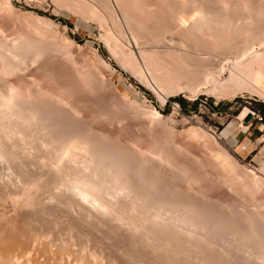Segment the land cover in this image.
I'll return each mask as SVG.
<instances>
[{
  "label": "rangeland",
  "instance_id": "obj_1",
  "mask_svg": "<svg viewBox=\"0 0 264 264\" xmlns=\"http://www.w3.org/2000/svg\"><path fill=\"white\" fill-rule=\"evenodd\" d=\"M190 1H192V3H194V4H192ZM236 1L237 0H223V1L222 0H210V1L209 0H188V1L187 0H163V1L162 0H72V1L71 0H0V29H1V31H0V35H1L0 36V45H1L0 46V49H1L0 50L1 51L0 52L1 53V55H0V71H1L0 72V81L3 80L0 82V95L2 96V97H0V101L2 98H11V97L17 99L18 101L21 100V102H23L25 105V106L23 105L24 109L27 108L29 110L30 109L34 110L36 108L35 109L36 112L39 111V113H42V115L44 113V116L40 115L41 118H43L42 122L44 121L43 123H47V126L49 128H52L55 130V131H53L52 129H48V127H47V130H50L51 132L46 131V133H45V131H44V134H43L42 131L39 132L37 130L30 129V128L26 127L25 125H23L22 123L17 122L16 121L17 118L16 119L13 118V120L12 119L7 120L6 117L4 119V117H2L0 115L1 116L0 118L4 119V120H0V129L3 130V131L0 130V134H1L0 138H2V139H0V144L2 145V146L0 145V149L3 150L2 148H4L3 152H5V154H7V155H5V158H3V159L0 158L1 159L0 160V164H1L0 165V175H1L0 179L2 180V181H0V186H2L4 184V186L0 187V194H2V196L0 195V199L2 200L0 202L2 204V206L0 204V211H1V213L3 211V213L6 212L5 214H7L6 217H5V215L0 214V219H1L0 225H2V223H5L3 221H6V224L8 222L7 225H10L12 222V224L9 227H7L6 224L2 225V227L5 226L9 230H11L14 223H16V221L20 217L22 218V216H25V214L29 215V216H25L26 218L23 217L22 219H19L20 221L18 222V224H19L18 228H17V225L15 224L17 230L15 227H13V228L16 230V233H17V231H19V226H22V224H20V223H22L23 219H25V221L23 222L24 223L23 227L27 226V224H28V227L27 228L24 227L25 229L23 228V230L26 231V229H28L26 231V233H27L30 230L31 225H33V230L37 229V231H38L40 229L38 232H41V235H42L41 240L44 241L46 238V240L44 242H42L41 245L43 244L42 245V247L44 246L43 249L47 248L48 250H51L50 245H52V244L57 245L56 247L58 248V244H63L61 242L65 243L66 239L71 238V237L67 238V236L71 235L73 237V238H71V239H73V241L71 239H68L67 241L70 240L71 242H74V243H71V244H73V246H71V247H73V249H71V247L69 245L70 243H68V242H67L68 244L66 243L67 244L66 246L68 247V245H69V247H70V248L68 247V249H71V250H69L70 253L73 250L76 252V249H78L79 247L80 248L78 249L76 254H79V252L81 250L82 251L86 250V252L88 253V250H90V248L97 249V252L99 251V249H103L102 250L103 253H101L102 251L101 252L99 251V254L101 256H102V254L107 255V256L103 255L104 258L102 257V261L99 260V258H97L99 260V262L101 261L102 264L111 263L112 260L114 263H115V260L116 261L118 260L117 262L119 264H133L134 260H135L134 264H141V263L142 264H152V263L153 264H161V263L162 264H189V263L190 264L191 263L200 264V262L202 264L204 262H205L204 264H221V263L222 264H232V263L233 264H242V262L244 264H254V263L255 264H258V263L264 264V262H263L264 261V258H263L264 257V255H263L264 254V245H262V244H264V242H263L264 240L259 239L260 236L264 237V231H263L264 230V210H262V209H264V123L257 121L255 119H252L249 123L244 122L245 116L250 114V113H253V111L260 113L262 116L264 115V85H263L264 84V25H263L264 24V22H263L264 21V17H263L264 16V12H263L264 6H262L264 4V0L263 1L262 0H256V1L253 0V2H252V0L251 1L250 0H244V1L238 0L237 2ZM257 4H258V6H257ZM162 5H163V7H162ZM191 5H192V7H191ZM195 5H196V7H195ZM225 5H226V8L224 7ZM251 5H253V7ZM169 6H170V8H168ZM205 6H207L208 8ZM185 7H186V9H185ZM203 8H206V9L204 10ZM244 8H245V10H244ZM167 9H168V11H167ZM198 9H201V10H198ZM203 10H204V13H203ZM224 10H226V11L224 12ZM205 11H208V12H205ZM255 11H257V12H255ZM234 12H235V14H234ZM260 12H262V13H260ZM173 13H175V14H173ZM205 14H207L206 19L208 18V20H206L204 18L205 21H203L200 19L201 18L200 16L203 17V15L205 16ZM136 15H137V17H136ZM174 15L176 16V18ZM208 15H210V16H208ZM214 15H215V17L216 16L219 17V18L216 17L218 21L215 20L216 18H213ZM195 16H196V18H198L197 21H193L196 19ZM248 16H249V18H247ZM211 17H212V19H211ZM178 18H179V20H178ZM191 18H194V19H191ZM182 19H184L185 21ZM244 20H245V22H244ZM198 21L199 22L203 21L205 24H203V22H202V23H199L197 25V23H195V22H198ZM258 21H259V24H258ZM176 22L179 25L176 24ZM187 22H189L188 25H187ZM211 22H213V25H211L212 24ZM240 22H242L241 24L244 23V25H245V23H246L247 25L241 26ZM208 23H209V25H208ZM155 24H157V25H155ZM194 24L196 25L197 30L194 27L195 26ZM260 24L262 26H260ZM140 25H142V26H140ZM258 26H260V29H257ZM200 27H201V30H200ZM253 27L256 29L257 32L255 31V29ZM198 28H199V30H198ZM218 28H220V30ZM240 28H241V30H240ZM223 29H224V31H223ZM169 30L171 33L169 32ZM231 30H233V31H231ZM249 31L250 32L253 31V32L250 33ZM231 34H233V35L231 36ZM191 37H193V38H191ZM231 38L232 39L238 38L237 39L238 41L237 40L232 41ZM134 41L135 42L137 41V42L135 43ZM220 41L221 42L224 41V42L221 43ZM228 42H229V44H228ZM137 43H138V45H137ZM159 43H160V45H159ZM224 44H226V46L228 48L224 47L225 46ZM135 45L138 46L139 48L136 47ZM8 46H9V48H8ZM109 47H110V49H109ZM16 48H18V49H16ZM204 48H205V50H204ZM15 49H16V52H15ZM231 49H233L234 51H232ZM244 49H246V51ZM20 50H22V51L20 52ZM139 50L141 53L138 52ZM215 50L217 52H215ZM237 50L240 52H238ZM254 50H255V52H254ZM5 51H9V52H5ZM230 51H232V52H230ZM22 52H23V54H22ZM8 53L10 55H8ZM249 53H251V54H249ZM129 54H130V56H134L135 58L130 57ZM231 55H232V57H231ZM6 56H8V57H6ZM21 56H23L22 59H21ZM256 56H257V58H256ZM259 56L261 58H259ZM210 58H213V59H210ZM254 59H255V61H254ZM27 60H29V61H27ZM197 60H199V61H197ZM247 60L248 61L251 60L250 63ZM200 61H202V63ZM252 61H253L252 64L254 65V67L251 64ZM22 63L23 64L25 63L26 66L23 65ZM216 63H217V65H216ZM223 63H225V64H223ZM236 64H237L238 68L236 67ZM249 64H251V66ZM3 65H5V66H3ZM158 66H159V68H158ZM167 66H169V67H167ZM11 67H15V68H11ZM151 67H153V68H151ZM193 67H195V68H193ZM8 68H10V69H8ZM253 68L256 69V71H261L260 73H262V79H260L261 80L260 82L257 81L256 79H254L255 78L254 75H251ZM82 69H83V71H82ZM86 69L88 70V72H86L87 71ZM198 69H200V70H198ZM78 70H80V71H78ZM136 70H137V72H136ZM139 70H142V71L139 72ZM236 70H237V72H236ZM164 71H166V72H164ZM249 71H251V73ZM89 72L90 73L92 72V73L89 75ZM141 72H142V74H141ZM254 72H255V70H254ZM254 72H253V74H254ZM166 73H168L169 75ZM198 74H201V75L199 76ZM206 74H208L207 77H204V76H206ZM232 74H234V75H232ZM93 75L95 78L93 77ZM238 76H239V78H238ZM251 76H254V77H251ZM161 77L163 79H161ZM229 77L233 78L234 80L230 79ZM197 78H198V80H197ZM18 79H19V81H18ZM95 79H96V81H95ZM235 79H237L238 81H236ZM86 80L88 83L86 82ZM192 80H193V82H192ZM214 80H216V81H214ZM253 80H255V81H253ZM75 82L77 84H72ZM243 82H244V85H242ZM211 83H213V84H211ZM10 84H11V87H9ZM58 85L61 86L62 88L59 87ZM69 85H71V86H69ZM236 85H238V87ZM12 87H13V89H11ZM16 87H17V89H15ZM172 89H173V91H172ZM10 90H12L11 93L12 92H14V93L11 94ZM18 92H19V94H18ZM2 94H4V96ZM14 95H15V97H14ZM21 95H22V97H21ZM75 95H77V96H75ZM30 96H32V98ZM179 97L186 99L187 102L189 103V110L188 111H184L182 109V107L180 106L179 102L176 100ZM58 98H59V100H58ZM198 98H199L198 110L197 111L192 110L191 105ZM39 100H40V102H39ZM35 101H37V102H35ZM210 103L215 107L214 110H212L210 108ZM34 105H36V106H34ZM26 106H28V107H26ZM38 106H39V109L37 111ZM48 106H49V108H48ZM51 108H53V109H51ZM41 110H43V111H41ZM49 110L51 112H49ZM56 110H58V111L56 112ZM59 111H60V113L61 112L62 113L58 114ZM52 112H53V115L58 114L57 116L54 115L55 119L52 118L53 117ZM156 112L159 113V115ZM27 113L29 114V112H27ZM47 113H51L52 117H48V116H50V114L46 115ZM156 114L158 116H156ZM60 115L61 116L66 115L65 117L67 120L65 119L64 116H63L64 119H62L63 117L61 118ZM80 115H81V117H80ZM58 116H59V118H57ZM73 117L75 118L74 121H73ZM97 117H99V120ZM50 119H52V120H50ZM53 119L56 120L57 122L53 123ZM68 120L72 124L74 122L73 126L72 125H70V127L68 126L69 129L67 128V125L62 126L61 123H59L60 121H62V124H66L65 122H67V124H68L69 123ZM49 121L50 122L52 121V122L49 123ZM33 122H32L33 125L36 124L35 120ZM36 122H37V119H36ZM8 123L11 124L14 128H18V129L17 130L11 129L12 126L10 127V125ZM18 123H19V125H18ZM77 123L79 125L82 124L83 125V126L81 125L82 128H80L81 126L77 125ZM49 124H50V126H49ZM53 124L55 126L58 125L60 130H59L58 126H56L57 127V132H56V127L54 128ZM74 125L77 126L78 128L74 127ZM19 126H22V127H19ZM89 126H90V128H89ZM71 127L72 128L74 127L76 129H74V128L70 129ZM22 128H24V130ZM86 129H87L88 133H87ZM62 130L65 132L68 131V133H70L71 137H70V135L67 136V133L63 132ZM71 130H73V131H71ZM74 130H76L75 132L77 134L74 133ZM6 131H8V132H6ZM94 131H95V133H94ZM21 132H22V135L24 134L23 136L21 135V137L25 141L20 137ZM25 132H27V134ZM55 133H57V134H55ZM59 134H60V136H59ZM73 134H75V135L73 136ZM80 135L81 136L83 135V136L81 137ZM65 136L68 138V139L66 138L67 140L64 138ZM85 136L86 137L88 136L87 142L85 140ZM109 136H110V138H109ZM25 137H26V139H25ZM34 137H35V139H34ZM78 137L79 138L81 137L83 139L82 140L80 139L78 141L77 140V139H79ZM92 137H93V139H92ZM4 138H6V139H4ZM10 138H12V139H10ZM43 138L44 139L46 138L47 140L46 139L44 140ZM73 138L76 141H74ZM88 138H90V139H88ZM62 139H63V141H62ZM106 139H108V140H106ZM32 140L35 142H33ZM37 140L39 143L37 142ZM42 140L48 141L49 144H50V142L52 144L53 142L56 141L57 146L59 143H61V144H59V146L57 148H55L52 145H49L48 142H43ZM58 140H61V141H58ZM83 140H85V141L83 142ZM11 141L13 142L12 144H11ZM89 141H90V143L92 142L90 144L91 146L89 145ZM40 142H42V144ZM99 142L100 143L102 142V145L99 144ZM110 142H112V143H110ZM30 143L31 144L33 143L32 145H34V144L35 145L32 146ZM45 143L48 144L50 147L47 146ZM70 143H72V144L70 145ZM73 143H74V145H73ZM116 143H117V145H116ZM5 144H9V145H5ZM21 144H23V145H21ZM92 144H94V145H92ZM69 145L70 146L73 145V146L70 147ZM87 145H89V147ZM121 145L123 146L122 148L120 147ZM16 146H18V147H16ZM19 146H20V148H19ZM39 146H41V147H39ZM92 146H93V149H92ZM8 147L10 148V150H7V149H9ZM86 147H88V148H86ZM99 147H100L99 153H97ZM11 148H14V150L13 149L12 150L14 152L15 151L17 152V153L15 152L16 154L13 152L14 155H17V158H16V156L14 157V155L12 154ZM62 148H64V149H62ZM23 149H25V150H23ZM50 149H52V150H50ZM100 150L103 151L102 152L103 154L106 152L112 151V150H114V152H116V155H117V153H119V155L121 154L120 157L121 158L124 157L122 159L119 157V155L117 156V159L108 158L106 160V163L107 162H109V163L106 164V167L109 168V166H110V168H114L116 162H120L123 159L125 160V161L123 160L124 162L128 161L127 163L124 164L125 166L123 165L121 167V172L123 171V176L125 179H128V177L130 176L128 179V181H130V186L133 184L132 187L136 188L137 185L139 187V188L137 187L136 192L131 194V196H130V194H129L130 192L128 190L127 191L129 193L125 194V192H123V190L126 191V189L122 190V188L120 189V190H122V192L119 191L120 193L118 194L117 193L118 192V190H117L118 184L114 183L116 181H112V182L108 181V183H105L104 186H101L99 189H97V190H99L98 192H95L97 194L94 193L95 195H98L96 201L100 199L101 203H102V200H105L104 201L105 203H103V204H105L108 207L111 206V207H109V209L111 211L113 209H116L110 213H109V211L106 212V210H104L105 208L107 209V207H103V209L101 210L102 207L101 208H100V206L97 207L96 205H98V204L95 205L94 202H91V199L82 197V195L80 196L81 192L79 193V190L81 191L80 188H81L82 182L84 180H86V178H88V176H89L88 173H90L89 172L90 170L87 171L88 169H85L86 171L83 170V167H84L83 165H84L85 161H88V160L90 161L92 159H95V157L97 159V157H99V156L96 154H100L101 153ZM129 151L130 152L133 151L135 153L132 152V154H131ZM8 152H9V154H8ZM10 152L12 155H10ZM126 152H128L129 154ZM18 153L20 155H18ZM24 153L27 156L24 155ZM102 153H101V155H102ZM128 155L131 157H129ZM11 156L14 158V160L17 159L16 160L17 162L14 161L15 162L14 163L13 158L11 160ZM18 156H19V159L22 156L21 160L18 159ZM8 157H10V158L8 159ZM113 157L116 158L115 155ZM23 158L27 161L23 160ZM45 158L47 160H45ZM119 158H120V160H119ZM125 158H127V159H125ZM4 160H6V161H4ZM28 160H30V161L28 162ZM43 160L46 163H44ZM159 160H162L163 162L162 161L158 162ZM19 161L20 162L23 161L22 163H25V164L23 165ZM39 161H41V163L43 165L41 163H39ZM150 161H152V162H150ZM1 162L4 164L6 163L7 166H6V164L5 165L3 164L4 165L3 166ZM49 163H50V165L53 164V166L52 165L50 166ZM112 163L113 164L115 163V164L112 165ZM33 164H34V167H33L34 169L32 168ZM44 164H45V166H44ZM128 164L130 165V168H128L129 167ZM132 164H134V165H132ZM139 164H140V166H139ZM11 165H12V167L10 168L9 166H11ZM22 165H23V167H22ZM172 165H175V166H172ZM18 166H21V167L19 168ZM46 166H48V167L46 168ZM79 166H80V168H79ZM148 166H149V168H148ZM158 166H161V168H159ZM3 167L4 168L6 167V168L2 169ZM57 167H62V168H57ZM73 167H75V168H73ZM21 168H25V169H21ZM35 168H37V169H35ZM127 168H128V170L130 169L129 172L127 171ZM138 168L140 170H144L146 172V175L143 174V173H145L144 171L139 172ZM163 168H165L166 171ZM9 169H10L11 173L9 172ZM52 169L54 171H52ZM131 169L132 170L136 169V170H134V172H132ZM159 169H161L163 171H160ZM11 170H14L13 173L16 171V173L12 175ZM23 170L26 171L25 174H24ZM170 170H171V173H169ZM4 171H6V172L8 171V175H9L10 179H9L8 175H6L7 173L4 174ZM30 171H32V172H30ZM43 171L45 173H43ZM135 171L139 175H136L137 173H135ZM149 171H151V172H149ZM127 172H128V174H127ZM163 172H164V174H163ZM17 173H19V175ZM47 173L49 176L47 175ZM80 173H81V176H80ZM133 173H135V174H133ZM167 173H168V175H167ZM45 174L47 177L45 176ZM55 174L57 177H55ZM170 174H172V175L170 176ZM10 175H12V176H10ZM14 175H15V177H14ZM22 175H23V177H22ZM24 175L26 176V179L24 178ZM33 175H35L34 179L32 177ZM40 175H41V177H44V178L42 179L41 177H39ZM140 175H143V176H140ZM160 175H162L161 179H160ZM6 176H7V179H6ZM37 176H38V179H37ZM16 177L19 180L18 181L16 179L18 182L15 180ZM63 177H65V178L63 179ZM145 177H146V180L144 179ZM2 178H4V179H2ZM39 178L43 182L41 180H39ZM124 178L122 177V179H124ZM135 178H137V179H135ZM163 178H164V181H162ZM251 178H252V180H251ZM5 179H6V182H8L7 185H5L6 184ZM55 179H57V180H55ZM82 179H84V180H82ZM131 179H132V181H131ZM11 180L16 181V183L15 182L11 183L12 182ZM24 180L25 181L28 180V181L25 183ZM63 180H64V182H63ZM92 180H93V182L100 184L99 178L96 177ZM255 180H256V182H255ZM32 181H33V186H32L33 190H34V187H36V183L40 182V183H37V184H39L40 187H38V188L36 187V189H35V191L38 190L37 193L39 192L40 188L42 189V187H45V186L47 188L48 184H50V187L52 184H55V185H52L53 188L51 187V190H50L49 186H48V189L44 188L48 193H44L46 191L43 189L44 194H42V193L40 194V192H39L38 196H36L37 193L35 192L36 193L35 199H37V202H35V205H33L31 208L25 207V208H28L27 210H29V211H27L23 207L20 209L17 208V206H16L17 201L15 202V200H19V198L22 195L21 194L22 190L27 187L26 186L27 184L29 185L31 183V185H32ZM35 181H37V182L34 183ZM48 181H49V183H48ZM55 181H56V183H58V185L56 183H54ZM146 181H148V182H146ZM1 182H3V184ZM59 182H61L60 185H59ZM78 182L80 183V185H78L79 184ZM132 182H134V183H132ZM17 183H19V184H17ZM112 183L116 187L111 185ZM142 183H144L145 185L143 186ZM12 184H14V185H12ZM44 184H45V186H44ZM176 184H179V185H176ZM15 185L18 187V189L20 187L19 185L22 186L21 188L24 187L21 190V193H19L20 190L16 189L18 191L17 192L15 190V187L13 188V186H15ZM148 185H149V188H148ZM55 186H57V188ZM145 186H146V188H144ZM28 187H31V186H28ZM28 187L26 188L27 191L29 190ZM61 187H63V188H61ZM68 187H70V188H68ZM105 187H106V189H105ZM165 187H167V188H165ZM151 188H153L152 192H150L152 190ZM164 188H165V190H164ZM171 188H172V190H169ZM7 189L11 193H8ZM138 189L142 193L139 192ZM147 189H149V190H147ZM155 189H156V191H155ZM173 190H175V191H173ZM51 191H53V193ZM54 191H56V192L54 193ZM100 191H103V192H100ZM104 191H105V193H104ZM143 191H144V194H143ZM164 191H166V192L164 193ZM185 191H187V192H185ZM23 192L25 194L24 190H23ZM71 192H73V193H71ZM147 192H148V194H151V195L153 194V196L150 197V196L146 195ZM188 192H190L194 196V198H196V199L194 200L192 195H191V197H189V194H188V196L185 195ZM51 193H52V196H49ZM136 193L138 194V196H136L137 195ZM139 193H141V194H139ZM10 194L14 198H11L12 196ZM19 194H20V197H18ZM68 194H69V196H68ZM157 194H158V196L159 195L160 196L158 197ZM164 194H166V196ZM40 195L41 196L43 195L42 200H44V199L46 200V201L44 200L46 202L45 205H42L44 203V202H41L42 200L38 201L39 199H41ZM44 195H45V197H44ZM132 195L135 198L132 197ZM195 195H196V197H195ZM62 196L63 197L65 196V197L63 198ZM77 196H79V197H77ZM140 196H141V199H140ZM185 196H187V197H185ZM7 197L10 198L11 200L8 201L9 199ZM142 197L143 198L146 197L144 199H148V200H145V202L148 201L149 203L143 202L144 200ZM56 198H58V200L60 199L62 201L59 200V202H58V200ZM75 198L76 199L78 198L81 201V203H78L80 201L78 199L75 200ZM84 198L87 199V201ZM149 198H155L158 201V204H156V202H155L156 200L149 199ZM183 198H185V200ZM133 199H134V202L136 201L135 205L133 204L134 203ZM161 199H163V200L161 201ZM166 199H167V202H166ZM175 199H176V201H177V199L179 200L177 202L180 203V205L182 204L180 207L177 204V202L175 201ZM190 199H191V201H188ZM12 200H14V201H12ZM48 200H49V204L51 203L52 205L51 204L49 205L47 203ZM137 200H139V201H137ZM169 200L172 203H168V202H170ZM50 201H52V202H50ZM53 201L55 202L54 204H53ZM75 201L76 202L78 201V202L76 203ZM92 201H94V200H92ZM160 201L161 202L164 201L166 203V205H162L163 207L158 206L159 204L161 205ZM174 201H175V203H173ZM194 201H195V203L196 202L197 203L195 204ZM198 201H199V203H198ZM12 202H13V204H11ZM39 202H40V204L42 203L41 204L42 206H39ZM87 202L90 204V208H88L89 204ZM90 202L93 203L94 205H92ZM98 202H100V201H98ZM98 202H95V203H98ZM138 202L140 204L144 203V205L143 204L140 205ZM189 202H191V203H189ZM3 203L4 204L6 203V204L4 205ZM37 203H38V205L36 206ZM72 203L73 204L76 203V204H74L76 206H73ZM136 203H137V205H136ZM154 203L158 207L155 205H152ZM59 204H61V206ZM67 204H69L70 207L67 206ZM71 204H72L73 208L71 207ZM77 204H79V205H77ZM83 204H85V205H83ZM113 204H114V206H113ZM131 204H133L134 206H132ZM171 204H174V205H171ZM175 204L178 205L177 207H174L175 209L180 208L179 209L180 212H179V210H177V213L178 214L181 213L180 215H177V214L175 215V213L171 214L173 217L175 215L176 219L173 218L169 214V212L171 210H172V212L176 211L175 209L170 208L171 206H175ZM47 205H49V206H47ZM184 205H186V206L188 205L191 208L186 207V206L184 207ZM15 206L18 209V211L15 210ZM80 206H83V207H80ZM92 206L95 207L93 209V211L91 210L93 208ZM148 206H149V208H151V207H152V209L154 208L155 212H152L151 211L152 209L149 210L150 212H148V209H149ZM167 206H169V207H167ZM202 206H205V208ZM206 206H208L210 208H208ZM260 206H261V208H260ZM34 207H37V210H36V208H35V210H33ZM46 207H47V209H46ZM77 207L82 208L83 210L78 209ZM84 207H87L88 209L86 208V210H85ZM183 207L186 209L190 208L191 213H193V214L188 212L189 209L186 210ZM248 207H249V209H248ZM6 208H8V209L10 208V209L8 210ZM42 208H45V209H42ZM74 208H75V210H74ZM98 208L100 209L101 212H99ZM111 208H113V209H111ZM146 208H148V209H146ZM158 208H161V209H158ZM203 208H204V210H203ZM212 208H214V209H212ZM226 208L227 209L229 208L228 213H227ZM252 208H254V209H252ZM4 209H6V210H4ZM23 209H24V212H23ZM57 209H58V211L59 210H61V211L58 212ZM62 209L64 211H62ZM69 209L73 212L75 211L76 214L71 212ZM197 209H199L201 211H199ZM38 210H40V211H38ZM42 210H43V212H42ZM50 210H52V211H50ZM123 210L124 211L126 210V211L124 212ZM160 210H162V211H160ZM173 210H175V211H173ZM192 210H194L195 212ZM210 210H212V211H210ZM230 210H232V211H230ZM11 211H14L15 213L14 212L11 213ZM19 211H22V212H19ZM90 211L92 213L94 212L93 214L96 217H94V215L91 213V216H90L91 218H90L89 217ZM142 211H143V214H142ZM167 211H169V212H167ZM206 211H207V214H206ZM16 212L18 214H16ZM31 212H32V215H30ZM60 212H61V216L64 215L62 217L60 216L61 219L64 217V219H62V220L60 218L58 219V216L60 215L58 213H60ZM95 212H97V213H95ZM127 212H129V213H127ZM151 212L155 213V214H159L155 218H157V219L159 218L161 220H157V219L151 220V218H154V214H151ZM166 212H167V214H166ZM183 212H185V213L183 214ZM187 212L189 214H187V217H186L184 215H186ZM199 212H202V213H200L201 215L199 214ZM19 213H20V216H19ZM54 213H56V214L53 215ZM79 213L82 215L80 216ZM115 213H119V215H117ZM144 213H147V214H144ZM211 213H213V215ZM214 213L218 216H216ZM50 214H52V215H50ZM100 214H103V215H100ZM108 214L110 217L109 219L107 216ZM139 214H141V215H139ZM35 215H37V217ZM112 215H114V216H112ZM120 215H122V216H120ZM143 215L146 216L145 219H143V217H144ZM193 215H194V217L192 218L191 216H193ZM1 216H2V218H1ZM10 216H11V219H9ZM38 216L39 217L42 216V217L39 218ZM53 216H57V217H53ZM117 216H119L120 218ZM195 216L197 217L196 219H195ZM220 216H221V218H220L221 220L223 217V220L221 222L219 219ZM3 217H5L11 221H7V219L4 220ZM13 217H14V219H13ZM66 217L68 218V220ZM80 217H82V219ZM92 217H94V218H92ZM122 217L125 219L130 217L129 218L130 220L127 219V223H126V220L122 221V219H123ZM138 217H140V218H138ZM167 217L168 218L170 217V219H167ZM178 217H180V218H178ZM208 217H210V219H212V220L209 219L211 223L207 222V221H209ZM15 218H18V219L15 220ZM55 218H57V219H55ZM74 218L75 219L78 218V219L75 220ZM95 218L97 219L96 221L94 220ZM101 218H103L104 222L101 220ZM177 218L180 220L179 225H178V223H175V221L178 222ZM190 218H191V221H190ZM30 219H35L36 221L30 220ZM48 219H50V220H48ZM51 219H53V220H51ZM92 219H93V221H90ZM119 219H121L123 224L125 221L126 224H124V226L125 225L128 226V224L133 222L134 224H131L133 227L131 225L128 226V227H130L131 231L129 230V228L127 226H125V227H127L128 229L123 227L122 222L117 221ZM131 219H132V221H131ZM183 219H184V221H183ZM194 219H195L196 225L200 221L206 222L207 225L205 223L201 224V222H200L197 226H195V224L193 223ZM199 219H201V220H199ZM235 219H237V220H235ZM13 220H15V222ZM56 220L57 221L59 220V222H57ZM71 220L73 221L72 223H70ZM136 220H138V221H136ZM145 220H146V222H145ZM155 220H157L158 224H156ZM167 220H170V221H168V222H170V225L168 224V222L167 223L165 222ZM171 220L174 222H171ZM185 220H188L186 223H188L190 225L189 226L188 224H186L187 225L186 227L189 226L188 229L185 227V225L180 226L183 222H185ZM231 220L232 221L234 220V221L232 222ZM65 221H66V223H65ZM75 221L77 222L76 223L77 225L75 224ZM80 221H83V222H80ZM98 221H100V222H98ZM152 221H155V222H152ZM196 221H198V222H196ZM214 221H215V223H214ZM228 221H230V222H228ZM25 222H26V225H25ZM34 222H36L37 224ZM56 222L58 224H56ZM216 222H218L217 223L218 225L216 224ZM235 222H238L239 225ZM78 223H80V224H78ZM82 223H84V224H82ZM91 223H93V224H91ZM107 223H109V224H107ZM153 223H155V224H153ZM190 223H193L194 225L192 224V226H191ZM213 223H214L213 226L210 225ZM220 223H222V224H220ZM224 223H225V226H223ZM226 223L228 224V226ZM103 224L105 226H103ZM175 224L178 225V227ZM204 224L207 227L210 225L211 228H210V226L207 228ZM231 224H233V226ZM234 224H236V225L234 226ZM60 225L62 226V228L60 227ZM65 225H66V227H65ZM71 225L74 226V229L71 227L73 232L76 233L78 231L76 234L71 231V229H70ZM75 225L77 227L78 226L79 227L76 228ZM83 225H84V228H83ZM118 225H120V226H118ZM135 225H137L138 227ZM143 225L146 227H144ZM200 225L201 226L203 225V226L201 227ZM52 226H53V228L55 226L57 227V228L56 227L54 228L55 231L53 230ZM97 226L99 227V230L97 229L98 228ZM134 226L136 228H134ZM2 227H0V228H2ZM5 227H3V228L5 229ZM94 227H96V228H94ZM116 227H117V229H116ZM192 227H195V228H193L194 230L192 229ZM196 227L197 228L199 227L198 229L200 231H197ZM67 228L70 229L72 234H69V233L66 234ZM105 228H107V229H105ZM108 228L110 230H108ZM138 228H141L140 229L141 232L138 231ZM144 228H146V230ZM147 228H149V229H147ZM205 228H207L209 230L207 231ZM212 228H215V230ZM222 228H223V230H222ZM262 228H263V230H262ZM8 229L7 230L5 229L6 234H7V231H9ZM20 229H22V228H20ZM50 229H52L53 231ZM75 229L77 231H75ZM119 229H120V231H119ZM126 229L128 231H126ZM182 229H184V230H182ZM33 230L31 228V230L29 231L30 234H31V231L33 232ZM45 230L46 231L48 230V232L50 231V234L48 232H46ZM58 230L59 231L61 230V231L59 232ZM81 230L82 231L85 230L84 232L85 233L87 232L89 235L87 233H86V235L83 234L84 232H82ZM95 230L97 232H95ZM132 230H134V231H132ZM147 230H148V232L146 233ZM181 230L184 232V234ZM205 230H206L208 237L205 234ZM244 230L246 231L245 233L243 232ZM256 230H257V233H256ZM25 231L22 232V230H21L22 233H25ZM42 231L46 235V237H45V235L42 234ZM187 231L189 233H187ZM226 231L228 232L229 235L226 233ZM247 231H249V232H247ZM252 231H253L254 235H252ZM258 231L260 232L261 235H259ZM10 232H12V231H10ZM54 232H56L55 235H52V233L54 234ZM68 232H69V230H68ZM80 232H82V233H80ZM98 232H99V234H100V232H102L101 235H98ZM134 232H136L138 234V237H135L137 235ZM191 232L192 233L195 232V234L191 235L190 234ZM196 232L198 234H196ZM202 232L205 235H203ZM223 232H225V233H223ZM20 233H18V234L20 235ZM46 233L49 234V236ZM58 233H61L62 237H60L61 235L59 236ZM185 233H186V235H185ZM222 233H223V235H222ZM6 234L4 233L5 236H8ZM57 234L59 237L56 236ZM81 234H83V235H81ZM103 234H104V236H102ZM105 234H107V235H105ZM142 234H144V235H142ZM145 234H148V235L145 236ZM189 234H190V236H188ZM224 234H225V236H224ZM241 234H242V236H241ZM248 234H249V238H248ZM23 235L24 234H22L21 236H23ZM51 235L53 237H51ZM64 235H67V236H64ZM90 235H92V236H90ZM141 235H142V237H141ZM195 235H198V236H196V238L198 237L197 239L195 238ZM21 236H19V237H21ZM24 236H26V235H24ZM108 236H109V238H108ZM233 236H235L236 238H234ZM254 236L259 237V238H255ZM55 237L57 238V240L55 239ZM63 237H66V238H63ZM85 237L87 239L89 238L88 242H89L90 248H83L82 247L86 243V240L83 239ZM102 237H105V238H102ZM22 238L26 239V237H22ZM52 238H54V239L52 240ZM107 238H108V240H107ZM206 238L207 239L209 238L208 241ZM221 238H222V240H221ZM244 238H246V239H244ZM250 238H251V240H249ZM47 239L48 240L50 239L53 242H51L50 240H49L50 241L49 242ZM62 239L65 241H63ZM75 239H78L76 241L79 242L78 243L79 245L81 244L80 246L77 244V242L75 243ZM80 239H82V241ZM90 239L92 240L91 242H90ZM232 239H234V240L237 239V240H235L236 242H234V240H232ZM240 239H241V241H239ZM55 240H56V244H55ZM60 240H61V242H60ZM122 240H124V241H122ZM227 240H228L229 245H228V243H226ZM253 240H254V242H253ZM259 240H260V242H259ZM57 241H58V243H57ZM149 241H150V243H149ZM220 241H222V242H220ZM238 241L240 242L239 245H241L240 248H239V245L237 243ZM245 241H248V242H245ZM249 241H251L252 243ZM46 242L49 244L48 247L47 246L45 247V244H47ZM96 242L97 243L99 242L100 244L99 243L97 244ZM104 242L106 243L105 245L102 244ZM134 242H136V243H134ZM160 242H163V243H160ZM82 243H83V245H82ZM131 243H133V244H131ZM144 243H146V244H144ZM222 243H223V245H222ZM231 243H233L234 245L236 244V246L234 247L233 244L231 245ZM244 243L245 244L248 243L247 245L249 246L248 247L249 249L247 248V245L245 247L243 246V245H245ZM87 244L88 243H86L85 246H87ZM142 244H143V247H141ZM54 245H52V251H53V249L55 250L53 252H57L56 254H59L58 253L59 250H61L60 252H62L63 248L61 249L59 246L60 249L59 248L56 249V247ZM91 245H92V247H91ZM101 246L103 248H96V247H101ZM138 246H139V248L137 249ZM218 246H219V248H216ZM228 246H230V247L228 248ZM242 246H243V248H242ZM261 246H263V248ZM42 247H40L41 251H42ZM64 247H65V245H64ZM152 247L154 249H152ZM167 247L168 248L171 247V248L168 249ZM236 247L239 251L240 250L242 251V253H243L242 255H241V251L239 252L238 250H236ZM251 247H255V248L253 249ZM66 248H64V250ZM209 248H211V249H209ZM245 248H247L248 250ZM68 249H66V250H68ZM158 249L159 250L161 249V250L159 251ZM37 250H33L34 252L32 254L37 255V253H35V251L37 252ZM66 250H65V252L67 253L68 251H66ZM245 250H247V251H245ZM117 251H119V252L117 253ZM169 251L172 254H170ZM235 251L238 252V254ZM243 251L246 254H244ZM251 251H253L252 256L250 255ZM31 252H32V249H31ZM86 252H84V253L81 252L80 255H76V254L74 255L73 254L72 256H81L82 257V255H84V254L88 256V254ZM97 252H95V253H97ZM140 252H141V254H140ZM161 252H164V253H161ZM177 252L179 253V255L180 254L181 255L179 256ZM228 252H231L230 255L228 254ZM247 252L249 255L247 254ZM261 252H262V254H260ZM93 253H94V251H93ZM182 253H184V254H182ZM202 253H203V255H202ZM235 253H236V255H234ZM32 254L30 253V255H29V253H27V255H26V253H25L24 255H26L27 258H29V256L31 258ZM125 254H127V255H125ZM130 254H134V255H130ZM191 254H192V256H191ZM24 255H23L22 259L27 260V258H24ZM110 255L114 258L115 257H117V258L112 259V257ZM137 255H139V256H137ZM164 255H166V256H164ZM167 255H168V257H167ZM175 255H177V256H175ZM204 255H206V256L204 257ZM208 255H209V257H208ZM87 256H85L84 259L90 257V256H88V257ZM99 256H97V257H99ZM140 256L142 257V259ZM174 256H175V258H174ZM249 256H250V258H249ZM206 257H208V258H206ZM243 257L245 258L246 262L243 260L244 259ZM105 258H106V260H105ZM145 258H147V259H145ZM260 258H262V259H260ZM91 259L93 261H98L96 259L94 260L93 257H91ZM148 259H149V261H147ZM188 259H190V260H188ZM231 259H232V261H231ZM28 260H31V259H28ZM87 260H90V259L88 258ZM185 260H187V261H185ZM200 260H202V261H200ZM250 260H251V263H249ZM253 260H254V262H253ZM261 260H263V261H261ZM179 261H181V262H179ZM83 262H84V260H83ZM117 262L115 264H118ZM84 263L88 264L87 262H84ZM114 263H111V264H114Z\"/></svg>",
  "mask_w": 264,
  "mask_h": 264
},
{
  "label": "bare ground",
  "instance_id": "obj_2",
  "mask_svg": "<svg viewBox=\"0 0 264 264\" xmlns=\"http://www.w3.org/2000/svg\"><path fill=\"white\" fill-rule=\"evenodd\" d=\"M71 1H72V0H71ZM162 1H163V0H162ZM187 1H188V0H187ZM209 1H210V0H209ZM222 1H223V0H222ZM237 1H238V0H237ZM237 1H236V2H237ZM242 1H244V0H242ZM250 1H251V0H250ZM255 1H256V0H255ZM262 1H263V0H262ZM66 2H67V1H66ZM160 2H161V1H160ZM190 2L192 3V1H190ZM197 2H198V1H197ZM211 2H212V1H211ZM231 2H232V1H231ZM252 2H253V0H252ZM69 3H70V2H69ZM144 3H145V2H144ZM147 3H148V2H147ZM153 3H154V2H153ZM163 3H164V2H163ZM191 3H190V4H191ZM198 3H199V2H198ZM219 3H220V2H219ZM219 3H218V4H219ZM243 3H244V2H243ZM257 3H258V2H257ZM192 4H194V3H192ZM225 4H226V3H225ZM239 4H240V3H239ZM241 4H242V3H241ZM246 4H247V3H246ZM200 5H201V4H200ZM215 5H216V4H215ZM220 5H221V4H220ZM220 5H219V6H220ZM235 5H236V4H235ZM255 5H256V4H255ZM221 6H222V5H221ZM230 6H231V5H230ZM241 6H242V5H241ZM248 6H249V5H248ZM248 6H247V7H248ZM251 6L253 7V5H251ZM257 6H258V4H257ZM262 6H264V4H263ZM162 7H163V5H162ZM182 7H183V6H182ZM191 7H192V5H191ZM195 7H196V5H195ZM202 7H203V6H202ZM205 7H207V6H205ZM215 7H216V6H215ZM224 7L226 8V5H225ZM237 7H238V6H237ZM127 8H128V7H127ZM151 8H152V7H151ZM168 8H170V6H169ZM189 8H190V7H189ZM189 8H188V9H189ZM207 8H208V7H207ZM219 8H220V7H219ZM227 8H228V7H227ZM250 8H251V7H250ZM185 9H186V7H185ZM193 9H194V8H193ZM203 9L205 10L206 8H203ZM229 9H230V8H229ZM229 9H228V10H229ZM233 9H234V8H233ZM241 9H242V8H241ZM254 9H255V8H254ZM259 9H260V8H259ZM198 10H201V9H198ZM204 10H203V13H204ZM231 10H232V9H231ZM234 10H235V9H234ZM244 10H245V8H244ZM251 10H252V9H251ZM144 11H145V10H144ZM153 11H154V10H153ZM167 11H168V9H167ZM185 11H186V10H185ZM225 11H226V10H224V12H225ZM238 11H239V10H238ZM131 12H132V11H131ZM176 12H177V11H176ZM205 12H208V11H205ZM219 12H220V11H219ZM240 12H241V11H240ZM255 12H257V11H255ZM263 12H264V11H263ZM161 13H162V12H161ZM193 13H194V12H193ZM198 13H199V12H198ZM210 13H211V12H210ZM210 13H209V14H210ZM214 13H215V12H214ZM232 13H233V12H232ZM236 13H237V12H236ZM242 13H243V12H242ZM260 13H262V12H260ZM133 14H134V13H133ZM173 14H175V13H173ZM227 14H228V13H227ZM234 14H235V12H234ZM258 14H259V13H258ZM176 15H177V14H176ZM219 15H220V14H219ZM158 16H159V15H158ZM168 16H169V15H168ZM174 16H175V15H174ZM199 16H200V15H199ZM206 16H207V14H205V16L203 15V17L200 16V17H201L200 19L203 20V21H205L204 18L206 19ZM208 16H210V15H208ZM212 16H213V15H212ZM258 16H259V15H258ZM136 17H137V15H136ZM187 17H188V16H187ZM216 17H217V16H216ZM216 17H215V15H214L213 18H216ZM263 17H264V16H263ZM164 18H165V17H164ZM175 18H176V16H175ZM182 18H183V17H182ZM195 18H196V16H195ZM217 18H219V17H217ZM217 18H216L215 20H217ZM242 18H243V17H242ZM247 18H249V16H248ZM250 18H251V17H250ZM260 18H261V17H260ZM133 19H134V18H133ZM139 19H140V18H139ZM191 19H194V18H191ZM211 19H212V17H211ZM227 19H228V18H227ZM235 19H236V18H235ZM251 19H252V18H251ZM178 20H179V18H178ZM182 20H184V19H182ZM197 20H198V18H196V19L193 20V21H197ZM206 20H208V18H207ZM256 20H257V19H256ZM136 21H137V20H136ZM174 21H175V20H174ZM184 21H185V20H184ZM191 21H192V20H191ZM203 21H202V22H203ZM217 21H218V20H217ZM219 21H220V20H219ZM230 21H231V20H230ZM246 21H247V20H246ZM132 22H133V21H132ZM181 22H182V21H181ZM202 22H199V21H198V22H195V23H197V25H198L199 23H202ZM215 22H216V21H215ZM221 22H222V21H221ZM221 22H220V23H221ZM242 22H243V21H242ZM242 22H240V25H241V26L244 25V23L241 24ZM244 22H245V20H244ZM248 22H249V21H248ZM254 22H255V21H254ZM263 22H264V21H263ZM146 23H147V22H146ZM151 23H152V22H151ZM173 23H174V22H173ZM188 23H189V22H187V25H188ZM209 23H210V22H209ZM209 23H208V25H209ZM211 23H212L211 25H213V22H211ZM230 23H231V22H230ZM249 23H250V22H249ZM256 23H257V22H256ZM256 23H255V24H256ZM153 24H154V23H153ZM176 24H178V23L176 22ZM203 24H205V23L203 22ZM258 24H259V21H258ZM155 25H157V24H155ZM160 25H161V24H160ZM168 25H169V24H168ZM178 25H179V24H178ZM192 25H193V24H192ZM194 25H195V24H194ZM206 25H207V24H206ZM233 25H234V24H233ZM236 25H237V24H236ZM245 25H247V24L245 23ZM245 25H244V26H245ZM263 25H264V24H263ZM140 26H142V25H140ZM147 26H148V25H147ZM147 26H146V27H147ZM189 26H190V25H189ZM255 26H256V25H255ZM260 26H262V25L260 24ZM260 26H258V28H257V27H256V28H257V29H260ZM156 27H157V26H156ZM174 27H175V26H174ZM194 27H195L196 30H197L196 25H195ZM194 27H193V28H194ZM208 27H209V26H208ZM150 28H151V27H150ZM187 28H188V27H187ZM190 28H191V27H190ZM209 28H210V27H209ZM215 28H216V27H215ZM234 28H235V27H234ZM242 28H243V27H242ZM253 28H254V27H253ZM178 29H179V28H178ZM203 29H204V28H203ZM218 29L220 30V28H218ZM254 29H255V28H254ZM254 29H253V30H254ZM140 30H141V29H140ZM149 30H150V29H149ZM164 30H165V29H164ZM192 30H193V29H192ZM194 30H195V29H194ZM198 30H199V28H198ZM200 30H201V27H200ZM214 30H215V29H214ZM234 30H235V29H234ZM240 30H241V28H240ZM240 30H239V31H240ZM243 30H244V29H243ZM0 31H1V29H0ZM141 31H142V30H141ZM188 31H189V30H188ZM223 31H224V29H223ZM231 31H233V30H231ZM239 31H238V32H239ZM255 31H256V29H255ZM157 32H158V31H157ZM169 32H170V30H169ZM175 32H176V31H175ZM192 32H193V31H192ZM195 32H196V31H195ZM249 32H250V31H249ZM251 32H253V31H251ZM251 32H250V33H251ZM256 32H257V31H256ZM133 33H134V32H133ZM154 33H155V32H154ZM170 33H171V32H170ZM212 33H213V32H212ZM220 33H221V32H220ZM230 33H231V32H230ZM259 33H260V32H259ZM175 34H176V33H175ZM210 34H211V33H210ZM213 34H214V33H213ZM213 34H212V35H213ZM228 34H229V33H228ZM237 34H238V33H237ZM181 35H182V34H181ZM199 35H200V34H199ZM223 35H224V34H223ZM232 35H233V34H231V36H232ZM245 35H246V34H245ZM0 36H1V35H0ZM219 36H220V35H219ZM234 36H235V35H234ZM240 36H241V35H240ZM162 37H163V36H162ZM162 37H161V38H162ZM223 37H224V36H223ZM223 37H222V38H223ZM241 37H242V36H241ZM246 37H247V36H246ZM177 38H178V37H177ZM182 38H183V37H182ZM191 38H193V37H191ZM196 38H197V37H196ZM232 38H233V37H232ZM232 38H231V39H232ZM150 39H151V38H150ZM158 39H159V38H158ZM163 39H164V38H163ZM165 39H166V38H165ZM179 39H180V38H179ZM194 39H195V38H194ZM211 39H212V38H211ZM214 39H215V38H214ZM224 39H225V38H224ZM224 39H223V40H224ZM228 39H229V38H228ZM237 39H238V38H236V39L234 38V39H232V41H233V40L236 41ZM241 39H242V38H241ZM135 40H136V39H135ZM146 40H147V39H146ZM153 40H154V39H153ZM252 40H253V39H252ZM194 41H195V40H194ZM196 41H197V40H196ZM218 41H219V40H218ZM237 41H238V40H237ZM134 42H135V41H134ZM136 42H137V41H136ZM136 42H135V43H136ZM146 42H147V41H146ZM200 42H201V41H200ZM220 42H221V41H220ZM223 42H224V41H223ZM223 42H221V43H223ZM243 42H244V41H243ZM7 43H8V42H7ZM152 43H153V42H152ZM181 43H182V42H181ZM181 43H180V44H181ZM210 43H211V42H210ZM233 43H234V42H233ZM233 43H232V44H233ZM149 44H150V43H149ZM170 44H171V43H170ZM198 44H199V43H198ZM204 44H205V43H204ZM212 44H213V43H212ZM228 44H229V42H228ZM15 45H16V44H15ZM108 45H109V44H108ZM137 45H138V43H137ZM141 45H142V44H141ZM154 45H155V44H154ZM159 45H160V43H159ZM183 45H184V44H183ZM199 45H200V44H199ZM224 45H225L224 47H227L226 44H224ZM241 45H242V44H241ZM241 45H240V46H241ZM250 45H251V44H250ZM0 46H1V45H0ZM135 46H136V45H135ZM157 46H158V45H157ZM184 46H185V45H184ZM188 46H189V45H188ZM214 46H215V45H214ZM222 46H223V45H222ZM237 46H238V45H237ZM10 47H11V46H10ZM17 47H18V46H17ZM25 47H26V46H25ZM136 47H138V46H136ZM149 47H150V46H149ZM200 47H201V46H200ZM246 47H247V46H246ZM8 48H9V46H8ZM21 48H22V47H21ZM28 48H29V47H28ZM138 48H139V47H138ZM202 48H203V47H202ZM227 48H228V47H227ZM231 48H232V47H231ZM240 48H241V47H240ZM240 48H239V49H240ZM3 49H4V48H3ZM16 49H18V48H16ZM16 49H15V52H16ZM22 49H23V48H22ZM109 49H110V47H109ZM118 49H119V48H118ZM197 49H198V48H197ZM220 49H221V48H220ZM253 49H254V48H253ZM253 49H252V50H253ZM0 50H1V49H0ZM13 50H14V49H13ZM24 50H25V49H24ZM190 50H191V49H190ZM199 50H200V49H199ZM204 50H205V48H204ZM228 50H229V49H228ZM231 50L234 51L233 49H231ZM240 50H241V49H240ZM244 50L246 51V49H244ZM244 50H243V51H244ZM21 51H22V50H20V52H21ZM114 51H115V50H114ZM132 51H133V50H132ZM162 51H163V50H162ZM225 51H226V50H225ZM232 51H230V52H232ZM237 51H238V50H237ZM245 51H244V52H245ZM0 52H1V51H0ZM5 52H9V51H5ZM12 52H13V51H12ZM20 52H19V53H20ZM116 52H117V51H116ZM128 52H129V51H128ZM138 52H140V50H139ZM152 52H153V51H152ZM163 52H164V51H163ZM167 52H168V51H167ZM169 52H170V51H169ZM215 52H217V51L215 50ZM226 52H227V51H226ZM238 52H240V51H238ZM254 52H255V50H254ZM2 53H3V52H2ZM129 53H130V52H129ZM140 53H141V52H140ZM203 53H204V52H203ZM218 53H219V52H218ZM17 54H18V53H17ZM22 54H23V52H22ZM151 54H152V53H151ZM154 54H155V53H154ZM171 54H172V53H171ZM212 54H213V53H212ZM219 54H220V53H219ZM249 54H251V53H249ZM0 55H1V53H0ZM8 55H10V54L8 53ZM11 55H12V54H11ZM25 55H26V54H25ZM25 55H24V56H25ZM27 55H28V54H27ZM117 55H118V54H117ZM133 55H134V54H133ZM178 55H179V54H178ZM253 55H254V54H253ZM15 56H16V55H15ZM15 56H14V57H15ZM129 56H130V54H129ZM129 56H128V57H129ZM158 56H159V55H158ZM221 56H222V55H221ZM247 56H248V55H247ZM249 56H250V55H249ZM6 57H8V56H6ZM22 57H23V56H21V59H22ZM29 57H30V56H29ZM130 57H134V56H130ZM145 57H146V56H145ZM181 57H182V56H181ZM202 57H203V56H202ZM210 57H211V56H210ZM231 57H232V55H231ZM241 57H242V56H241ZM15 58H16V57H15ZM134 58H135V57H134ZM149 58H150V57H149ZM195 58H196V57H195ZM206 58H207V57H206ZM223 58H224V57H223ZM256 58H257V56H256ZM259 58H261V57L259 56ZM6 59H7V58H6ZM8 59H9V58H8ZM18 59H19V58H18ZM21 59H20V60H21ZM27 59H28V58H27ZM184 59H185V58H184ZM187 59H188V58H187ZM199 59H200V58H199ZM210 59H213V58H210ZM230 59H231V58H230ZM2 60H3V59H2ZM15 60H16V59H15ZM153 60H154V59H153ZM168 60H169V59H168ZM193 60H194V59H193ZM27 61H29V60H27ZM122 61H123V60H122ZM162 61H163V60H162ZM197 61H199V60H197ZM211 61H212V60H211ZM215 61H216V60H215ZM235 61H236V60H235ZM247 61H248V60H247ZM250 61H251V60H250ZM250 61H248V62L250 63ZM254 61H255V59H254ZM258 61H259V60H258ZM14 62H15V61H14ZM21 62H22V61H21ZM24 62H25V61H24ZM145 62H146V61H145ZM182 62H183V61H182ZM193 62H194V61H193ZM200 62L202 63V61H200ZM216 62H217V61H216ZM18 63H19V62H18ZM154 63H155V62H154ZM156 63H157V62H156ZM196 63H197V62H196ZM217 63H218V62H217ZM217 63H216V65H217ZM237 63H238V62H237ZM252 63H253V61L251 62V64H252ZM255 63H256V62H255ZM10 64H11V63H10ZM12 64H13V63H12ZM22 64H23V63H22ZM22 64H21V65H22ZM152 64H153V63H152ZM152 64H151V65H152ZM181 64H182V63H181ZM191 64H192V63H191ZM223 64H225V63H223ZM245 64H246V63H245ZM251 64H249V65L251 66ZM256 64H257V63H256ZM14 65H15V64H14ZM23 65H25V63H24ZM129 65H130V64H129ZM157 65H158V64H157ZM157 65H156V66H157ZM169 65H170V64H169ZM194 65H195V64H194ZM214 65H215V64H214ZM214 65H213V66H214ZM229 65H230V64H229ZM238 65H239V64H238ZM249 65H248V66H249ZM3 66H5V65H3ZM9 66H10V65H9ZM12 66H13V65H12ZM25 66H26V65H25ZM138 66H139V65H138ZM173 66H174V65H173ZM197 66H198V65H197ZM199 66H200V65H199ZM252 66L254 67L253 64H252ZM136 67H137V66H136ZM167 67H169V66H167ZM202 67H203V66H202ZM236 67H237V64H236ZM3 68H4V67H3ZM11 68H15V67H11ZM18 68H19V67H18ZM151 68H153V67H151ZM154 68H155V67H154ZM158 68H159V66H158ZM193 68H195V67H193ZM199 68H200V67H199ZM226 68H227V67H226ZM237 68H238V67H237ZM245 68H246V67H245ZM8 69H10V68H8ZM129 69H130V68H129ZM134 69H135V68H134ZM134 69H133V70H134ZM140 69H141V68H140ZM163 69H164V68H163ZM182 69H183V68H182ZM204 69H205V68H204ZM250 69H251V68H250ZM5 70H6V69H5ZM12 70H13V69H12ZM16 70H17V69H16ZM25 70H26V69H25ZM80 70H81V69H80ZM80 70H78V71H80ZM84 70H85V69H84ZM86 70H87V69H86ZM157 70H158V69H157ZM186 70H187V69H186ZM191 70H192V69H191ZM198 70H200V69H198ZM198 70H197V71H198ZM206 70H207V69H206ZM222 70H223V69H222ZM229 70H230V69H229ZM252 70H253V71H252V74H251V75H254V76H255L254 79H256L257 81L260 82V81H261L260 79H262V73H260L261 71H256V69H254V68H253ZM254 70H255V72H254ZM261 70H262V69H261ZM3 71H4V70H3ZM82 71H83V69H82ZM140 71H142V70H139V72H140ZM159 71H160V70H159ZM167 71H168V70H167ZM214 71H215V70H214ZM0 72H1V71H0ZM5 72H6V71H5ZM14 72H15V71H14ZM23 72H24V71H23ZM33 72H34V71H33ZM86 72H88V70H87ZM131 72H132V71H131ZM136 72H137V70H136ZM139 72H138V73H139ZM160 72H161V71H160ZM164 72H166V71H164ZM164 72H163V73H164ZM205 72H206V71H205ZM215 72H216V71H215ZM236 72H237V70H236ZM249 72L251 73V71H249ZM253 72H254V74H253ZM26 73H27V72H26ZM29 73H30V72H29ZM91 73H92V72H91ZM91 73L89 72V75H90ZM170 73H171V72H170ZM199 73H200V72H199ZM247 73H248V72H247ZM11 74H12V73H11ZM141 74H142V72H141ZM166 74H168V73H166ZM171 74H172V73H171ZM214 74H215V73H214ZM239 74H240V73H239ZM6 75H7V74H6ZM9 75H10V74H9ZM48 75H49V74H48ZM69 75H70V74H69ZM80 75H81V74H80ZM160 75H161V74H160ZM160 75H159V76H160ZM168 75H169V74H168ZM191 75H192V74H191ZM198 75L200 76L201 74H198ZM207 75H208V74H206V76H204V77H207ZM232 75H234V74H232ZM236 75H237V74H236ZM248 75H249V74H248ZM82 76H83V75H82ZM87 76H88V75H87ZM139 76H140V75H139ZM155 76H156V75H155ZM193 76H194V75H193ZM211 76H212V75H211ZM229 76H230V75H229ZM254 76H251V77H254ZM16 77H17V76H16ZM52 77H53V76H52ZM69 77H70V76H69ZM69 77H68V78H69ZM91 77H92V76H91ZM93 77H94V75H93ZM93 77H92V78H93ZM166 77H167V76H166ZM194 77H195V76H194ZM196 77H197V76H196ZM212 77H213V76H212ZM227 77H228V76H227ZM73 78H74V77H73ZM78 78H79V77H78ZM94 78H95V77H94ZM94 78H93V79H94ZM190 78H191V77H190ZM218 78H219V77H218ZM229 78H230V77H229ZM238 78H239V76H238ZM15 79H16V78H15ZM161 79H163V78L161 77ZM187 79H188V78H187ZM205 79H206V78H205ZM212 79H213V78H212ZM226 79H227V78H226ZM230 79H233V78H230ZM250 79H251V78H250ZM73 80H74V79H73ZM90 80H91V79H90ZM197 80H198V78H197ZM199 80H200V79H199ZM233 80H234V79H233ZM235 80L238 81L237 79H235ZM1 81H3V80H1ZM1 81H0V82H1ZM18 81H19V79H18ZM48 81H49V80H48ZM93 81H94V80H93ZM95 81H96V79H95ZM163 81H164V80H163ZM206 81H207V80H206ZM214 81H216V80H214ZM226 81H227V80H226ZM239 81H240V80H239ZM253 81H255V80H253ZM24 82H25V81H24ZM79 82H80V81H79ZM86 82H87V80H86ZM97 82H98V81H97ZM156 82H157V81H156ZM156 82H155V83H156ZM161 82H162V81H161ZM189 82H190V81H189ZM192 82H193V80H192ZM197 82H198V81H197ZM204 82H205V81H204ZM217 82H218V81H217ZM221 82H222V81H221ZM3 83H4V82H3ZM54 83H55V82H54ZM64 83H65V82H64ZM67 83H68V82H67ZM80 83H81V82H80ZM87 83H88V82H87ZM201 83H202V82H201ZM7 84H8V83H7ZM7 84H6V85H7ZM11 84H12V83H11ZM11 84H10L9 87H11ZM58 84H59V83H58ZM61 84H62V83H61ZM72 84H77V83L75 82V83H72ZM168 84H169V83H168ZM189 84H190V83H189ZM211 84H213V83H211ZM240 84H241V83H240ZM49 85H50V84H49ZM59 85H60V84H59ZM59 85H58V86H59ZM191 85H192V84H191ZM201 85H202V84H201ZM222 85H223V84H222ZM222 85H221V86H222ZM238 85H239V84H238ZM238 85H236V86L238 87ZM242 85H244V82L242 83ZM250 85H251V84H250ZM263 85H264V84H263ZM67 86H68V85H67ZM69 86H71V85H69ZM163 86H164V85H163ZM219 86H220V85H219ZM2 87H3V86H2ZM59 87H61V86H59ZM82 87H83V86H82ZM249 87H250V86H249ZM61 88H62V87H61ZM92 88H93V87H92ZM210 88H211V87H210ZM232 88H233V87H232ZM11 89H13V87H12ZM15 89H17V87H16ZM63 89H64V88H63ZM74 89H75V88H74ZM76 89H77V88H76ZM159 89H160V88H159ZM211 89H212V88H211ZM6 90H7V89H6ZM18 90H19V89H18ZM69 90H70V89H69ZM80 90H81V89H80ZM221 90H222V89H221ZM233 90H234V89H233ZM3 91H4V90H3ZM11 91H12V90H10V93H11ZM76 91H77V90H76ZM172 91H173V89H172ZM214 91H215V90H214ZM21 92H22V91H21ZM30 92H31V91H30ZM37 92H38V91H37ZM68 92H69V91H68ZM86 92H87V91H86ZM93 92H94V91H93ZM96 92H97V91H96ZM212 92H213V91H212ZM217 92H218V91H217ZM2 93H3V92H2ZM4 93H5V92H4ZM13 93H14V92H12L11 94H13ZM74 93H75V92H74ZM82 93H83V92H82ZM218 93H219V92H218ZM18 94H19V92H18ZM22 94H23V93H22ZM66 94H67V93H66ZM2 95L4 96V94H2ZM80 95H81V94H80ZM80 95H79V96H80ZM85 95H86V94H85ZM221 95H222V94H221ZM7 96H8V95H7ZM19 96H20V95H19ZM75 96H77V95H75ZM81 96H82V95H81ZM0 97H2V96L0 95ZM8 97H9V96H8ZM14 97H15V95H14ZM21 97H22V95H21ZM21 97H20V98H21ZM28 97H29V96H28ZM30 97L32 98V96H30ZM52 97H53V96H52ZM221 97H222V96H221ZM16 98H17V97H16ZM18 98H19V97H18ZM33 98H34V97H33ZM78 98H79V97H78ZM34 99H35V98H34ZM58 100H59V98H58ZM75 100H76V99H75ZM23 101H24V100H23ZM37 101H38V100H37ZM37 101H35V102H37ZM82 101H83V100H82ZM30 102H31V101H30ZM39 102H40V100H39ZM25 103H26V102H25ZM50 103H51V102H50ZM56 103H57V102H56ZM27 104H28V103H27ZM38 104H39V103H38ZM23 105H24V103L21 102V100L18 101L17 99L12 98V97H11V98H2L1 101H0V115H1L2 117H4V119H5V117H6L7 120H11V119L13 120V118H15V119L17 118V119H16L17 122L22 123L23 125H25L26 127L30 128V129L37 130V131H39V132L42 131L43 134H44V131H45V133H46V131L49 132L50 130H47V127H48V126H47V123H43L44 121L42 122V119H43V118H41V116H44V113H43V115H42V113H39V111H38L39 106L37 107V111H38V112H36V110H35L36 108H35L34 110H31V109L29 110V109H27V108L24 109V106H25V105H24V106H23ZM45 105H46V104H45ZM64 105H65V104H64ZM34 106H36V105H34ZM26 107H28V106H26ZM29 107H30V106H29ZM53 107H54V106H53ZM48 108H49V106H48ZM62 108H63V107H62ZM51 109H53V108H51ZM51 109H50V110H51ZM55 109H56V108H55ZM50 110H49V112H51ZM60 110H61V109H60ZM68 110H69V109H68ZM41 111H43V110H41ZM44 111H45V110H44ZM57 111H58V110H56V112H57ZM27 112H29V114H28ZM46 112H47V111H46ZM46 112H45V113H46ZM153 112H154V111H153ZM61 113H62V112H61ZM61 113H60V111H59L58 114H61ZM64 113H65V112H64ZM74 113H75V112H74ZM156 113H157V112H156ZM48 114H50V116H48V117H52V116H51V113H47L46 115H48ZM58 114H57V115H58ZM96 114H97V113H96ZM157 114L159 115V113H157ZM157 114H156V116H158ZM40 115H41V116H40ZM52 115H53V112H52ZM54 115H56V114H54ZM54 115H53L52 118L55 119V116H54ZM57 115H56V116H57ZM74 115H75V114H74ZM81 115H82V114H81ZM81 115H80V117H81ZM97 115H98V114H97ZM1 116H0V117H1ZM60 116H61V115H60ZM63 116L65 117L66 115H62L61 118H62ZM68 116H69V115H68ZM70 116H71V115H70ZM77 116H78V115H77ZM64 117H63L62 119H64ZM78 117H79V116H78ZM57 118H59V116H58ZM68 118H69V117H68ZM71 118H72V117H71ZM92 118H93V117H92ZM94 118H95V117H94ZM97 118H98V120H99V117H97ZM4 119H1V118H0V120H4ZM36 119H37V122H36ZM46 119H47V118H46ZM54 119H53V123L57 122V121L54 120ZM65 119H66V117H65ZM69 119H70V118H69ZM74 119H75V118L73 117V121H74ZM34 120H35V123H36L37 125H36V124L33 125V123H34L33 121H34ZM47 120H48V119H47ZM50 120H52V119H50ZM66 120H67V119H66ZM71 120H72V119H71ZM78 120H79V119H78ZM80 120H81V119H80ZM93 120H94V119H93ZM38 121H39V122H38ZM45 121H46V120H45ZM68 121H69V120H68ZM73 121H72V122H73ZM81 121H82V120H81ZM91 121H92V120H91ZM13 122H14V121H13ZM17 122H16V123H17ZM32 122H33V123H32ZM47 122H48V121H47ZM51 122H52V121H51ZM51 122L49 121V123H51ZM58 122H59V121H58ZM77 122H78V121H77ZM2 123H3V122H2ZM19 123H18V125H19ZM59 123H61L62 126H63V125H67V128H68V126L70 127V125L73 126V124H74V122H73V124H72V123H70V121H69L70 124H69V123L67 124V122H65L66 124H62V121H60ZM59 123H58V124H59ZM81 123H82V122H81ZM84 123H85V122H84ZM84 123H83V124H84ZM5 124H6V123H5ZM8 124H9V123H8ZM12 124H13V123H12ZM85 124H86V123H85ZM3 125H4V124H3ZM9 125H10V127L12 126L11 124H9ZM13 125H14V124H13ZM16 125H17V124H16ZM18 125H17V126H18ZM35 125H36V126H35ZM51 125H52V124H51ZM53 125H54V124H53ZM77 125H79V124L77 123ZM81 125H82V124H81ZM81 125H79V126H81ZM94 125H95V124H94ZM14 126H15V125H14ZM17 126H16V127H17ZM49 126H50V124H49ZM56 126H58V125H56ZM56 126L54 125V128H55ZM82 126H83V125H82ZM82 126H81L80 128H82ZM84 126H85V125H84ZM19 127H22V126H19ZM52 127H53V126H52ZM74 127H77V126L74 125ZM74 127H73V128H74ZM86 127H87V126H86ZM1 128H2V127H1ZM28 128H27V129H28ZM58 128H59V126H58ZM73 128L71 127L70 129H73ZM77 128H78V127H77ZM89 128H90V126H89ZM11 129H13V130H17L18 128H14V127L12 126ZM22 129L24 130V128H22ZM22 129H21V130H22ZM48 129H52V128H49V127H48ZM68 129H69V128H68ZM68 129H67V130H68ZM74 129H76V128H74ZM84 129H85V128H84ZM0 130H2V129H0ZM25 130H26V129H25ZM52 130L55 131L54 129H52ZM59 130H60V128H59ZM59 130H58V131H59ZM67 130H66V131H67ZM77 130H78V129H77ZM79 130H80V129H79ZM2 131H3V130H2ZM53 131H52V132H53ZM62 131H63V130H62ZM68 131H69V130H68ZM68 131H67V132L63 131V132L67 133V136H68V135H70V133H68ZM71 131H73V130H71ZM71 131H70V132H71ZM75 131H76V130H74V133L77 134ZM86 131H87V129H86ZM4 132H5V131H4ZM6 132H8V131H6ZM15 132H16V131H15ZM39 132H38V133H39ZM42 132H41V133H42ZM50 132H51V131H50ZM56 132H57V127H56ZM80 132H81V131H80ZM10 133H11V132H10ZM10 133H9V134H10ZM19 133H20V132H19ZM23 133H24V132H23ZM25 133L27 134V132H25ZM71 133H72V132H71ZM87 133H88V131H87ZM94 133H95V131H94ZM11 134H12V133H11ZM11 134H10V135H11ZM16 134H17V133H16ZM33 134H34V133H33ZM52 134H53V133H52ZM55 134H57V133H55ZM75 134H73V136H74ZM0 135H1V134H0ZM14 135H15V134H14ZM21 135H22V132H21V134H20V137H21ZM23 135H24V134H23ZM23 135H22V136H23ZM47 135H48V134H47ZM53 135H54V134H53ZM62 135H63V134H62ZM65 135H66V134H65ZM84 135H85V134H84ZM91 135H92V134H91ZM94 135H95V134H94ZM107 135H108V134H107ZM8 136H9V135H8ZM25 136H26V135H25ZM31 136H32V135H31ZM48 136H49V135H48ZM59 136H60V134H59ZM80 136H81V135H80ZM82 136H83V135H82ZM82 136H81V137H82ZM102 136H103V135H102ZM110 136H111V135H110ZM110 136H109V138H110ZM14 137H15V136H14ZM53 137H54V136H53ZM62 137H63V136H62ZM70 137H71V135H70ZM81 137H80V138L78 137L79 139H77V140H78V141H79L80 139L82 140L83 138H81ZM87 137H88V136H87ZM87 137L85 136V140H86V142H87ZM93 137H94V136H93ZM93 137H92V139H93ZM21 138H22V137H21ZM27 138H28V137H27ZM32 138H33V137H32ZM47 138H48V137H47ZM51 138H52V137H51ZM64 138L66 139L67 137L65 136ZM101 138H102V137H101ZM101 138H100V139H101ZM114 138H115V137H114ZM114 138H113V139H114ZM0 139H2V138H0ZM4 139H6V138H4ZM10 139H12V138H10ZM15 139H16V138H15ZM22 139H23V138H22ZM25 139H26V137H25ZM28 139H29V138H28ZM28 139H27V140H28ZM34 139H35V137H34ZM43 139H44V138H43ZM45 139H46V138H45ZM45 139H44V140H45ZM55 139H56V138H55ZM55 139H54V140H55ZM60 139H61V138H60ZM67 139H68V138H67ZM67 139H66V140H67ZM73 139H74V138H73ZM88 139H90V138H88ZM103 139H104V138H103ZM23 140H24V139H23ZM30 140H31V139H30ZM44 140H42V141H43V142H48V141H44ZM46 140H47V139H46ZM66 140H65V141H66ZM85 140H83V142H84ZM94 140H95V139H94ZM106 140H108V139H106ZM116 140H117V139H116ZM118 140H119V139H118ZM19 141H20V140H19ZM24 141H25V140H24ZM24 141H23V142H24ZM32 141H33V140H32ZM58 141H61V140H58ZM58 141H57V142H58ZM62 141H63V139H62ZM74 141H76V140L74 139ZM95 141H96V140H95ZM99 141H100V140H99ZM109 141H110V140H109ZM21 142H22V141H21ZM33 142H35V141H33ZM37 142H38V140H37ZM80 142H81V141H80ZM80 142H79V143H80ZM83 142H82V143H83ZM86 142H85V143H86ZM112 142H113V141H112ZM112 142H110V143H112ZM114 142H115V141H114ZM6 143H7V142H6ZM12 143H13V142L11 141V144H12ZM28 143H29V142H28ZM38 143H39V142H38ZM40 143L42 144V142H40ZM68 143H69V142H68ZM91 143H92V142H91ZM91 143H90V141H89V145H90ZM117 143H118V142H117ZM117 143H116V145H117ZM119 143H120V142H119ZM2 144H3V143H2ZM24 144H25V143H24ZM26 144H27V143H26ZM30 144H31V143H30ZM30 144H29V145H30ZM32 144H33V143H32ZM32 144H31V145H32ZM45 144H46V143H45ZM45 144H44V145H45ZM48 144H49V142H48ZM48 144H46V145H47V146L52 145L53 147L57 148V147L59 146V144H61V143H59L58 146H57L56 141L53 142L52 144H51V142H50L49 145H48ZM66 144H67V143H66ZM71 144H72V143H70V145H71ZM95 144H96V143H95ZM99 144L102 145V142H101V143L99 142ZM106 144H107V143H106ZM0 145H1V144H0ZM3 145H4V144H3ZM5 145H9V144H5ZM21 145H23V144H21ZM21 145H20V146H21ZM34 145H35V144H34ZM34 145H32V146H34ZM70 145H69V146H70ZM73 145H74V143H73ZM73 145H72V146H73ZM84 145H85V144H84ZM89 145H87V146L89 147ZM92 145H94V144H92ZM97 145H98V144H97ZM112 145H113V144H112ZM119 145H120V144H119ZM123 145H124V144H123ZM1 146H2V145H1ZM12 146H13V145H12ZM20 146H19V148H20ZM42 146H43V145H42ZM52 146H51V147H52ZM72 146H70V147H72ZM77 146H78V145H77ZM85 146H86V145H85ZM90 146H91V145H90ZM98 146H99V145H98ZM106 146H107V145H106ZM9 147H10V146H9ZM9 147H8V148H9ZM13 147H14V146H13ZM16 147H18V146H16ZM16 147H15V148H16ZM24 147H25V146H24ZM28 147H29V146H28ZM37 147H38V146H37ZM37 147H36V148H37ZM39 147H41V146H39ZM45 147H46V146H45ZM49 147H50V146H49ZM78 147H79V146H78ZM83 147H84V146H83ZM88 147H86V148H88ZM102 147H103V146H102ZM120 147L122 148L123 146L121 145ZM6 148H7V147H6ZM84 148H85V147H84ZM94 148H95V147H94ZM105 148H106V147H105ZM2 149L4 150V148H2ZM12 149L14 150V148H11V150H12ZM32 149H33V148H32ZM42 149H43V148H42ZM62 149H64V148H62ZM79 149H80V148H79ZM82 149H83V148H82ZM89 149H90V148H89ZM92 149H93V146H92ZM99 149H100V147L98 148V152L96 151L97 149H96L95 151H96L97 153H99ZM109 149H110V148H109ZM109 149H108V150H109ZM118 149H119V148H118ZM3 150L0 149V158H2V159L5 158V155H7V154H5V152H3ZM7 150H10V148L7 149ZM13 150L11 151L12 154H13V152H14ZM23 150H25V149H23ZM50 150H52V149H50ZM103 150H104V149H103ZM134 150H135V149H134ZM26 151H27V150H26ZM32 151H33V150H32ZM46 151H47V150H46ZM58 151H59V150H58ZM65 151H66V150H65ZM69 151H70V150H69ZM95 151H94V152H95ZM100 151H101V153L103 152L102 150H100ZM105 151H106V150H105ZM126 151H127V150H126ZM178 151H179V150H178ZM6 152H7V151H6ZM11 152H10V155H12ZM15 152H16V151H15ZM15 152H14V153H15ZM18 152H19V151H18ZM21 152H22V151H21ZM24 152H25V151H24ZM84 152H85V151H84ZM86 152H87V151H86ZM96 152H95V153H96ZM118 152H119V151H118ZM129 152H130V151H129ZM132 152H133V151H132ZM132 152H130V153L132 154ZM16 153H17V152H16ZM16 153H15V154H16ZM38 153H39V152H38ZM64 153H65V152H64ZM101 153H100V154H96V155L99 156V157H97V159H96V157H95V159H92V160H90V161H89V160H88V161H85V163H84V165H83L84 167L82 166V167H83V170L88 169L87 171L90 170V171H89L90 173L87 172L89 176H88V178H86V180L82 179V180H84V181H83L82 184H81V188H80L81 191L79 190V193L81 192V193H80V196L82 195V197H85V198H89V199H91V202H94L95 205L98 204V205H96L97 207H98V206H100V208L102 207L101 210L103 209V207H107V209L105 208L104 210H106V212L109 211V213H110V212H112L113 210H116V209L111 208V209H113V210L111 211V210L109 209V207H111V206L108 207V206H106L105 204H103V203H105V202H104L105 200H102V203H101V200H100V199L96 201L98 195H95V194H97V193H95V192H98V191H99V190H97V189H99L101 186H104L105 183H108V181H109V182L116 181V182H114V183L118 184V185H117V186H118V187H117V190H118L117 193L119 194V193H120L119 191L122 192L123 189H126V191L128 190L130 193H129L128 191L126 192L125 190H123V192H125V194H126V193H129L130 196H131V194H133V193L136 192V189H137L138 185H137L136 188H134V187H132V185H133L132 183H134V182H132V183H131L132 185L130 186V181H128V179H129L130 176L128 177V179H125L124 176H123V171L121 172V167H122L125 163H127L128 161H127V162H124L125 160L123 159L124 161L122 160V161H120V162H116V164L114 163V164H115L114 168H110V166H109V168L106 167V164L109 163V162L106 163V160H107L108 158H110V159H111V158H112V159H117V156L119 155V153H117V155H116V152H114V150L109 151V152H106V153H104V154L102 153V155H101ZM120 153H121V152H120ZM123 153H124V152H123ZM126 153H128V152H126ZM133 153H135V152H133ZM8 154H9V152H8ZM31 154H32V153H31ZM128 154H129V153H128ZM131 154H130V155H131ZM136 154H137V153H136ZM138 154H139V153H138ZM13 155H14V154H13ZM18 155H20V154L18 153ZM22 155H23V154H22ZM24 155H26V154L24 153ZM48 155H49V154H48ZM50 155H51V154H50ZM60 155H61V154H60ZM87 155H88V154H87ZM114 155H115L116 158L113 157ZM120 155H121V154H120ZM120 155H119V157H120ZM125 155H126V154H125ZM139 155H140V154H139ZM143 155H144V154H143ZM220 155H221V154H220ZM222 155H223V154H222ZM15 156H16V158H17V155H14V157H15ZM26 156H27V155H26ZM31 156H32V155H31ZM63 156H64V155H63ZM63 156H62V157H63ZM77 156H78V155H77ZM128 156H129V155H128ZM21 157H22V156H21ZM21 157H20V159H19V156H18V159L21 160ZM24 157H25V156H24ZM88 157H89V156H88ZM129 157H131V156H129ZM134 157H135V156H134ZM143 157H144V156H143ZM152 157H153V156H152ZM6 158H7V157H6ZM9 158H10V157H8V159H9ZM12 158H13V157L11 156V160H12ZM16 158H15V159H16ZM25 158H26V157H25ZM120 158H121V157H120ZM120 158H119V160H120ZM122 158H124V157H122ZM122 158H121V159H122ZM138 158H139V157H138ZM144 158H145V157H144ZM8 159H7V160H8ZM51 159H52V158H51ZM60 159H61V158H60ZM110 159H109V160H110ZM125 159H127V158H125ZM154 159H155V158H154ZM156 159H157V158H156ZM159 159H160V158H159ZM0 160H1V159H0ZM16 160H17V159H16ZM16 160H14V158H13V162H14V161L17 162ZM23 160H25V159L23 158ZM39 160H40V159H39ZM45 160H47V159L45 158ZM52 160H53V159H52ZM61 160H62V159H61ZM4 161H6V160H4ZM25 161H27V160H25ZM29 161H30V160H28V162H29ZM33 161H34V160H33ZM143 161H144V160H143ZM146 161H147V160H146ZM161 161H162V160H159L158 162H161ZM165 161H166V160H165ZM227 161H228V160H227ZM2 162H3V161H2ZM2 162H1V163H2ZM15 162H14V163H15ZM19 162H20V161H19ZM22 162H23V161H22ZM22 162H20V163L24 165L25 163H22ZM43 162H44V160H43ZM147 162H148V161H147ZM150 162H152V161H150ZM162 162H163V161H162ZM169 162H170V161H169ZM7 163H8V162H7ZM32 163H33V162H32ZM35 163H36V162H35ZM39 163H41V161H39ZM39 163H38V164H39ZM44 163H46V162H44ZM54 163H55V162H54ZM60 163H61V162H60ZM77 163H78V162H77ZM129 163H130V162H129ZM135 163H136V162H135ZM164 163H165V162H164ZM167 163H168V162H167ZM228 163H229V162H228ZM228 163H227V164H228ZM3 164H4V163H2V165H3ZM5 164H6V163H5ZM5 164H4V165H5ZM26 164H27V163H26ZM36 164H37V163H36ZM41 164H42V163H41ZM78 164H79V163H78ZM110 164H111V163H110ZM114 164L112 163V165H114ZM160 164H161V163H160ZM230 164H231V163H230ZM0 165H1V164H0ZM4 165H3V166H4ZM9 165H10V164H9ZM23 165H22V167H23ZM42 165H43V164H42ZM49 165H50V163H49ZM51 165L53 166V164H51ZM51 165H50V166H51ZM80 165H81V164H80ZM128 165H129V164H128ZM128 165H127V166H128ZM132 165H134V164H132ZM149 165H150V164H149ZM151 165H152V164H151ZM170 165H171V164H170ZM6 166H7V164H6ZM38 166H39V165H38ZM44 166H45V164H44ZM44 166H43V167H44ZM50 166H49V167H50ZM124 166H125V165H124ZM127 166H126V167H127ZM136 166H137V165H136ZM139 166H140V164H139ZM142 166H143V165H142ZM164 166H165V165H164ZM172 166H175V165H172ZM229 166H230V165H229ZM1 167H2V166H1ZM9 167L11 168L12 165L9 166ZM15 167H16V166H15ZM18 167L20 168L21 166H18ZM25 167H26V166H25ZM33 167H34V164H33L32 168H33ZM41 167H42V166H41ZM47 167H48V166H46V168H47ZM111 167H112V166H111ZM133 167H134V166H133ZM156 167H157V166H156ZM156 167H155V168H156ZM158 167L161 168V166H158ZM162 167H163V166H162ZM231 167H232V166H231ZM5 168H6V167H5ZM5 168L3 167L2 169H5ZM26 168H27V167H26ZM32 168H31V169H32ZM52 168H53V167H52ZM57 168H62V167H57ZM64 168H65V167H64ZM73 168H75V167H73ZM76 168H77V167H76ZM79 168H80V166H79ZM128 168H130V165H129ZM128 168H127V171L129 172L130 169L128 170ZM136 168H137V167H136ZM148 168H149V166H148ZM165 168H166V167H165ZM165 168H163V169H165ZM174 168H175V167H174ZM12 169H13V168H12ZM15 169H16V168H15ZM21 169H25V168H21ZM28 169H29V168H28ZM28 169H27V170H28ZM33 169H34V168H33ZM35 169H37V168H35ZM39 169H40V168H39ZM138 169H139V168H138ZM142 169H143V168H142ZM156 169H157V168H156ZM50 170H51V169H50ZM67 170H68V169H67ZM122 170H123V169H122ZM131 170H132V169H131ZM134 170H136V169H133L132 172H134ZM151 170H152V169H151ZM153 170H154V169H153ZM159 170H160V171H163V170H161V169H159ZM168 170H169V169H168ZM173 170H174V169H173ZM175 170H176V169H175ZM181 170H182V169H181ZM11 171H12V175L16 173V171L13 173L14 170H11ZM23 171H24V170H23ZM36 171H37V170H36ZM52 171H54V170L52 169ZM78 171H79V170H78ZM85 171H86V170H85ZM137 171H138V170H137ZM140 171H144V170H140V169H139V172H140ZM165 171H166V169H165ZM9 172H10V169H9ZM25 172H26V171H24V174H25ZM27 172H28V171H27ZM30 172H32V171H30ZM34 172H35V171H34ZM37 172H38V171H37ZM37 172H36V173H37ZM40 172H41V171H40ZM46 172H47V171H46ZM55 172H56V171H55ZM67 172H68V171H67ZM124 172H125V171H124ZM128 172H127V174H128ZM130 172H131V171H130ZM144 172H145V171H144ZM149 172H151V171H149ZM174 172H175V171H174ZM6 173H7V174H6ZM10 173H11V172H10ZM28 173H29V172H28ZM43 173H45V172L43 171ZM57 173H58V172H57ZM72 173H73V172H72ZM135 173H137V172L135 171ZM135 173H133V174H135ZM160 173H161V172H160ZM169 173H171V170H170ZM175 173H176V172H175ZM179 173H180V172H179ZM2 174H3V173H2ZM4 174L8 175V171H7V172L4 171ZM17 174L19 175V173H17ZM34 174H35V173H34ZM50 174H51V173H50ZM53 174H54V173H53ZM58 174H59V173H58ZM58 174H57V175H58ZM64 174H65V173H64ZM76 174H77V173H76ZM76 174H75V175H76ZM125 174H126V173H125ZM133 174H132V175H133ZM140 174H141V173H140ZM143 174L146 175V172L143 173ZM149 174H150V173H149ZM163 174H164V172H163ZM180 174H181V173H180ZM180 174H179V175H180ZM12 175H10V176H12ZM20 175H21V174H20ZM28 175H29V174H28ZM31 175H32V174H31ZM38 175H39V174H38ZM41 175H42V174H41ZM41 175H40L39 177H41ZM47 175H48V173H47ZM136 175H139V174L137 173ZM147 175H148V174H147ZM154 175H155V174H154ZM167 175H168V173H167ZM171 175H172V174H170V176H171ZM4 176H5V175H4ZM4 176H3V177H4ZM34 176H35V175L32 176L33 179H34ZM43 176H44V175H43ZM45 176H46V174H45ZM48 176H49V175H48ZM62 176H63V175H62ZM69 176H70V175H69ZM71 176H72V175H71ZM80 176H81V173H80ZM140 176H143V175H140ZM161 176H162V175H160V179H161ZM165 176H166V175H165ZM181 176H182V175H181ZM8 177H9V175H8ZM14 177H15V175H14ZM18 177H19V176H18ZM22 177H23V175H22ZM30 177H31V176H30ZM32 177H31V178H32ZM46 177H47V176H46ZM55 177H57L56 174H55ZM55 177H54V178H55ZM67 177H68V176H67ZM96 177L99 178V180H100V184H97V183L93 182L92 179H94V178H96ZM122 177H123L124 179H122ZM125 177H126V176H125ZM149 177H150V176H149ZM237 177H238V176H237ZM0 178H1V175H0ZM4 178H5V177H4ZM4 178H2V179H4ZM24 178L26 179V176H25V175H24ZM24 178H23V179H24ZM41 178L43 179L44 177H41ZM64 178H65V177H63V179H64ZM133 178H134V177H133ZM166 178H167V177H166ZM180 178H181V177H180ZM182 178H183V177H182ZM235 178H236V177H235ZM6 179H7V176H6ZM6 179H5V182H6ZM9 179H10V177H9ZM12 179H13V178H12ZM16 179H17V177L15 178V180H16ZM27 179H28V178H27ZM29 179H30V178H29ZM37 179H38V176H37ZM37 179H36V180H37ZM74 179H75V178H74ZM80 179H81V178H80ZM135 179H137V178H135ZM144 179L146 180V177H145ZM154 179H155V178H154ZM13 180H14V179H13ZM13 180H11V181H12L11 183H13V182L16 183V181H17L18 179H17L16 181H13ZM31 180H32V179H31ZM39 180H41V179L39 178ZM55 180H57V179H55ZM95 180H96V179H95ZM251 180H252V178H251ZM0 181H2V180L0 179ZM7 181H8V180H7ZM18 181H19V180H18ZM18 181H17V182H18ZM22 181H23V180H22ZM24 181H25V180H24ZM27 181H28V180H26L25 183H26ZM41 181H42V180H41ZM53 181H54V180H53ZM78 181H79V180H78ZM131 181H132V179H131ZM133 181H134V180H133ZM162 181H164V178H163ZM175 181H176V180H175ZM183 181H184V180H183ZM29 182H30V181H29ZM36 182H37V181H35L34 183H36ZM42 182H43V181H42ZM51 182H52V181H51ZM51 182H50V183H51ZM63 182H64V180H63ZM138 182H139V181H138ZM138 182H137V183H138ZM146 182H148V181H146ZM255 182H256V180H255ZM1 183L3 184V182H1ZM9 183H10V182H9ZM11 183H10V184H11ZM37 183H40V182H37ZM37 183H36V187L38 188V187H40V186H39V184H37ZM48 183H49V181H48ZM48 183H47V184H48ZM54 183H56V181H55ZM60 183H61V182H59V185H60ZM78 183H79V182H78ZM135 183H136V182H135ZM153 183H154V182H153ZM155 183H156V182H155ZM158 183H159V182H158ZM174 183H175V182H174ZM180 183H181V182H180ZM7 184H8V182H6L5 185H7ZM17 184H19V183H17ZM23 184H24V183H23ZM23 184H22V185H23ZM45 184H46V183H45ZM45 184H44V186H45ZM56 184L58 185V183H56ZM71 184H72V183H71ZM71 184H70V185H71ZM128 184H129V185H128ZM164 184H165V183H164ZM12 185H14V184H12ZM12 185H11V186H12ZM24 185H25V184H24ZM34 185H35V184H34ZM37 185H38V186H37ZM52 185H55V184H52ZM52 185H51V187H52ZM67 185H68V184H67ZM73 185H74V184H73ZM78 185H80V183H79ZM109 185H110V184H109ZM111 185H113V183H112ZM142 185L144 186L145 184L142 183ZM142 185H141V186H142ZM172 185H173V184H172ZM176 185H179V184H176ZM2 186H4V184H3ZM2 186H0V187H2ZM9 186H10V185H9ZM19 186H20L19 189H18V187H17L16 185L13 186V188L15 187V190H16V189L20 190L19 193H21V190H22L24 187L21 188L22 186H21V185H19ZM26 186H27V187H28V186H31V187H28V188H29L28 191H27V189H26V188H27ZM26 186H25L26 188L23 189V190L25 191V194H24V192H23V190H22V193H21L22 195H21V197H20V194H19V196H18V197H20L19 200H15V202L17 201V205H16V206H17V208H19V209L22 208V207H23V208H25V207H29V208H31L33 205H35V202H37V199H35V198H36V197H35V194L37 193L38 190L35 191L36 187H34V190H33V187H32V186H33V181H32V185H31V183H30L29 185L27 184ZM48 186L50 187V184L47 185V188H46V186H45V187H42V189L40 188V190H39L40 194H41V193H42V194H44V193H48V192L45 190V189H48ZM107 186H108V185H107ZM113 186H114V185H113ZM158 186H159V185H158ZM165 186H166V185H165ZM180 186H181V185H180ZM180 186H179V187H180ZM182 186H183V185H182ZM5 187H6V186H5ZM16 187H17V188H16ZM51 187H50V190H51ZM55 187L57 188V186H55ZM58 187H59V186H58ZM64 187H65V186H64ZM109 187H110V186H109ZM114 187H116V186H114ZM119 187H120V188H119ZM154 187H155V186H154ZM10 188H11V187H10ZM30 188H31V189H30ZM44 188H45V189H44ZM52 188H53V187H52ZM56 188H55V189H56ZM61 188H63V187H61ZM66 188H67V187H66ZM68 188H70V187H68ZM107 188H108V187H107ZM121 188H122V190H120ZM138 188H139V187H138ZM144 188H146V186H145ZM148 188H149V185H148ZM157 188H158V187H157ZM160 188H161V187H160ZM165 188H167V187H165ZM165 188H164V190H165ZM168 188H169V187H168ZM173 188H174V187H173ZM182 188H183V187H182ZM43 189H44L46 192H44ZM58 189H59V188H58ZM58 189H57V190H58ZM105 189H106V187H105ZM108 189H109V188H108ZM114 189H115V188H114ZM114 189H113V190H114ZM151 189H152V190H151L150 192L153 191V188H151ZM158 189H159V188H158ZM3 190H4V189H3ZM13 190H14V189H13ZM41 190H42V191H41ZM50 190H49V191H50ZM63 190H64V189H63ZM68 190H69V189H68ZM70 190H71V189H70ZM74 190H75V189H74ZM77 190H78V189H77ZM111 190H112V189H111ZM111 190H110V191H111ZM115 190H116V189H115ZM117 190H116V191H117ZM143 190H144V189H143ZM147 190H149V189H147ZM161 190H162V189H161ZM161 190H160V191H161ZM169 190H172V188L169 189ZM175 190H176V189H175ZM175 190H173V191H175ZM180 190H181V189H180ZM180 190H179V191H180ZM182 190H183V189H182ZM16 191H17V190H16ZM26 191H27V192H26ZM59 191H60V190H59ZM72 191H73V190H72ZM116 191H115V192H116ZM138 191H139V189H138ZM155 191H156V189H155ZM7 192H8V193H11V192L8 191V189H7ZM17 192H18V191H17ZM35 192H36V193H35ZM39 192L37 193L36 196H38ZM43 192H44V193H43ZM51 192L53 193V191H51ZM55 192H56V191H54V193H55ZM69 192H70V191H69ZM100 192H103V191H100ZM139 192H141V191H139ZM165 192H166V191H164V193H165ZM169 192H170V191H169ZM185 192H187V191H185ZM252 192H253V191H252ZM1 193H2V192H1ZM5 193H6V192H5ZM12 193H13V192H12ZM52 193H51L49 196H52ZM59 193H60V192H59ZM59 193H58V194H59ZM62 193H63V192H62ZM62 193H61V194H62ZM67 193H68V192H67ZM71 193H73V192H71ZM75 193H76V192H75ZM94 193H95V194H94ZM104 193H105V191H104ZM141 193H142V192H141ZM141 193H139V194H141ZM153 193H154V192H153ZM176 193H177V192H176ZM61 194H60V195H61ZM129 194H128V195H129ZM136 194H137V193H136ZM143 194H144V191H143ZM167 194H168V193H167ZM179 194H180V193H179ZM188 194H189V197H191L192 194H191L190 192H188V193L185 194V195L188 196ZM0 195L2 196V194H0ZM6 195H7V194H6ZM10 195H11V194H10ZM17 195H18V194H17ZM23 195H24V196H23ZM45 195H46V194H45ZM45 195H44V197H45ZM53 195H54V194H53ZM64 195H65V194H64ZM77 195H78V194H77ZM110 195H111V194H110ZM123 195H124V194H123ZM134 195H135V194H134ZM146 195H148V196H150V197L153 196V194H152V195H151V194H148V192L146 193ZM164 195L166 196V194H164ZM171 195H172V194H171ZM171 195H170V196H171ZM11 196H12V195H11ZM40 196H41V195H40ZM40 196H39V197H40ZM42 196H43V195H42ZM42 196L40 197L41 199H39L38 201H41V200H42ZM68 196H69V194H68ZM74 196H75V195H74ZM95 196H96V197H95ZM136 196H138V194H137ZM148 196H147V197H148ZM157 196H158V194H157ZM159 196H160V195H159ZM159 196H158V197H159ZM162 196H163V195H162ZM175 196H176V195H175ZM187 196H185V197H187ZM192 196H193V195H192ZM39 197H38V198H39ZM46 197H47V196H46ZM55 197H56V196H55ZM62 197H63V196H62ZM64 197H65V196H64ZM64 197H63V198H64ZM77 197H79V196H77ZM104 197H105V196H104ZM128 197H129V196H128ZM128 197H127V198H128ZM132 197H134V196L132 195ZM179 197H180V196H179ZM179 197H178V198H179ZM189 197H188V198H189ZM195 197H196V195H195ZM7 198H8V197H7ZM11 198H14V197L12 196ZM51 198H52V197H51ZM53 198H54V197H53ZM80 198H81V197H80ZM85 198H84V199H85ZM99 198H100V197H99ZM134 198H135V197H134ZM137 198H138V197H137ZM142 198H143V197H142ZM144 198H146V197H144ZM144 198H143L144 201L142 200L143 202H145V200H148V199H144ZM163 198H164V197H163ZM171 198H172V197H171ZM173 198H174V197H173ZM175 198H176V197H175ZM188 198H187V199H188ZM8 199H9L8 201L11 200L10 198H8ZM16 199H17V198H16ZM47 199H48V198H47ZM56 199L58 200V198H56ZM72 199H73V198H72ZM77 199H78V198H77ZM77 199L75 198V200H77ZM89 199H88V200H89ZM140 199H141V196H140ZM149 199H154V200H156L155 198H149ZM159 199H160V198H159ZM183 199L185 200V198H183ZM193 199L195 200L196 198H194V196H193ZM193 199H192V200H193ZM197 199H198V198H197ZM5 200H6V199H5ZM44 200H45V199H44ZM44 200L41 201V202H44L43 204L41 203L42 205H45V203H46V202H45L46 200H45V201H44ZM53 200H54V199H53ZM59 200H60V199H59ZM59 200H58V202H59ZM63 200H64V199H63ZM78 200H79V199H78ZM81 200H82V199H81ZM85 200L87 201V199H85ZM92 200H94V201H92ZM122 200H123V199H122ZM154 200H153V201H154ZM162 200H163V199H161V201H162ZM171 200H172V199H171ZM1 201H2V200L0 199V202H1ZM8 201H7V202H8ZM12 201H14V200H12ZM60 201H62V200H60ZM64 201H65V200H64ZM70 201H71V200H70ZM79 201H80V200H79ZM98 201H100V202H98ZM109 201H110V200H109ZM109 201H108V202H109ZM112 201H113V200H112ZM127 201H128V200H127ZM137 201H139V200H137ZM153 201H152V202H153ZM161 201H160L161 205L159 204L158 206L163 207L162 205H166V203H165L164 201H163V202H164L165 204H164L163 202H161ZM169 201H170V200H169ZM175 201H176V199H175ZM175 201H174L173 203H175ZM177 201H179V200L177 199ZM177 201H176V202H177ZM188 201H191V199L188 200ZM15 202H14V203H15ZM50 202H52V201H50ZM71 202H72V201H71ZM75 202H76V201H75ZM77 202H78V201H77ZM77 202H76V203H77ZM83 202H84V201H83ZM91 202H90V203H91ZM95 202H98V203H95ZM133 202H134V199H133ZM135 202H136V201H135ZM135 202L133 203L134 205H135ZM140 202H141V201H140ZM150 202H151V201H150ZM155 202H156V204H158V201H157V200H156ZM166 202H167V199H166ZM185 202H186V201H185ZM192 202H193V201H192ZM47 203L49 204V200L47 201ZM54 203H55V202L53 201V204H54ZM68 203H69V202H68ZM76 203H74V204H76ZM78 203H81V201L78 202ZM84 203H85V202H84ZM87 203H88V202H87ZM106 203H107V202H106ZM131 203H132V202H131ZM138 203H139V202H138ZM145 203H149V202L146 201ZM162 203H163V204H162ZM168 203H172V202L170 201V202H168ZM168 203H167V204H168ZM189 203H191V202H189ZM194 203H195V201H194ZM196 203H197V202H196ZM196 203H195V204H196ZM198 203H199V201H198ZM0 204H1V203H0ZM3 204H4V203H3ZM5 204H6V203H5ZM5 204H4V205H5ZM11 204H13V202H12ZM15 204H16V203H15ZM41 204H40V202H39V206H42ZM50 204H51V203H50ZM50 204H49V205H50ZM72 204H73V203H72ZM72 204H71V207H72ZM74 204H73V206H76V205H74ZM88 204H89V203H88ZM91 204L94 205L93 203H91ZM120 204H121V203H120ZM122 204H123V203H122ZM133 204H131V205L134 206ZM139 204H140V203H139ZM141 204L144 205V203H141ZM141 204H140V205H141ZM177 204L179 205V207L182 205V204L180 205V203H178V202H177ZM185 204H186V203H185ZM4 205H3V206H4ZM37 205H38V203L36 204V206H37ZM49 205H47V206H49ZM51 205H52V204H51ZM59 205L61 206V204H59ZM64 205H65V204H64ZM77 205H79V204H77ZM83 205H85V204H83ZM117 205H118V204H117ZM127 205H128V204H127ZM136 205H137V203H136ZM150 205H151V204H150ZM152 205H155V203L152 204ZM152 205H151V206H152ZM171 205H174V204H171ZM171 205H170V206H171ZM178 205L175 204V206H171L170 208L175 209L174 207H177ZM197 205H198V204H197ZM197 205H196V206H197ZM202 205H203V204H202ZM1 206H2V204H1ZM16 206H15V210L18 211V209L16 208ZM67 206L70 207L69 204H67ZM67 206H66V207H67ZM88 206H89L88 208H90V204H89ZM113 206H114V204H113ZM118 206H119V205H118ZM151 206H150V207H151ZM155 206H157V205H155ZM158 206H157V207H158ZM185 206H186V205H184V207H185ZM191 206H192V205H191ZM199 206H200V205H199ZM199 206H198V207H199ZM255 206H256V205H255ZM262 206H263V205H262ZM4 207H5V206H4ZM11 207H12V206H11ZM13 207H14V206H13ZM44 207H45V206H44ZM51 207H52V206H51ZM78 207H79V206H78ZM78 207H77V208H78ZM80 207H83V206H80ZM92 207H93V208H92L91 210L93 211V209H94L95 207H94V206H92ZM97 207H96V208H97ZM136 207H137V206H136ZM165 207H166V206H165ZM167 207H169V206H167ZM184 207H183V208H184ZM186 207H190V206L187 205ZM202 207L205 208V206H202ZM206 207H208V206H206ZM225 207H226V206H225ZM1 208H2V207H1ZM35 208H36V210H37V207H34V209H33V208H32V209L35 210ZM55 208H56V207H55ZM72 208H73V207H72ZM75 208H76V207H75ZM75 208H74V210H75ZM84 208H85V210H86L87 207H84ZM88 208H87V209H88ZM140 208H141V207H140ZM148 208H149V206H148ZM148 208H146V209H148ZM181 208H182V207H181ZM190 208H191V207H190ZM190 208H188L189 210L186 209V208H184V209L188 210V212L191 213ZM204 208H203V210H204ZM208 208H210V207H208ZM260 208H261V206H260ZM6 209H8V208H6ZM6 209H4V210H6ZM9 209H10V208H9ZM9 209H8V210H9ZM11 209H12V208H11ZM25 209L27 210L28 208H25ZM42 209H45V208H42ZM46 209H47V207H46ZM53 209H54V208H53ZM60 209H61V208H60ZM78 209L83 210L82 208H78ZM124 209H125V208H124ZM128 209H129V208H128ZM142 209H143V208H142ZM142 209H141V210H142ZM151 209H152V207L148 209V212H150L149 210H151ZM158 209H161V208H158ZM163 209H164V208H163ZM179 209H180V208H179ZM179 209H175L176 211L173 210V211H175V212H172V210L170 209L171 211H170V212L167 211V212H169L170 215H171L172 213H175V215H176V214H177V215H180L181 213H179V214L177 213V210H179ZM184 209H183V210H184ZM201 209H202V208H201ZM212 209H214V208H212ZM226 209H227V208H226ZM228 209H229V208H228ZM228 209H227V213H228ZM248 209H249V207H248ZM248 209H247V210H248ZM252 209H254V208H252ZM12 210H13V209H12ZM21 210H22V209H21ZM30 210H31V209H30ZM48 210H49V209H48ZM55 210H56V209H55ZM65 210H66V209H65ZM67 210H68V209H67ZM69 210H70V209H69ZM85 210H84V211H85ZM89 210H90V209H89ZM96 210H97V209H96ZM98 210H99V212H101L99 208H98ZM141 210H140V211H141ZM144 210H145V209H144ZM168 210H169V209H168ZM181 210H182V209H181ZM186 210H185V211H186ZM197 210H199V209H197ZM243 210H244V209H243ZM262 210H264V209H262ZM262 210H261V211H262ZM27 211H29V210H27ZM31 211H32V210H31ZM38 211H40V210H38ZM45 211H46V210H45ZM50 211H52V210H50ZM57 211H58V209H57ZM59 211H61V210H59ZM59 211H58V212H59ZM62 211H64V210L62 209ZM70 211H71V210H70ZM70 211H69V212H70ZM78 211H79V210H78ZM121 211H122V210H121ZM123 211H124V210H123ZM125 211H126V210H125ZM125 211H124V212H125ZM151 211H152V212H155V211H154V208H153ZM160 211H162V210H160ZM165 211H166V210H165ZM192 211H194V210H192ZM199 211H201V210H199ZM210 211H212V210H210ZM230 211H232V210H230ZM233 211H234V210H233ZM251 211H252V210H251ZM253 211H254V210H253ZM13 212H14V211H11V213H13ZM19 212H22V211H19ZM23 212H24V209H23ZM42 212H43V210H42ZM69 212H68V213H69ZM71 212H73V211H71ZM81 212H82V211H81ZM88 212H89V211H88ZM99 212H98V213H99ZM114 212H115V211H114ZM119 212H120V211H119ZM131 212H132V211H131ZM134 212H135V211H134ZM134 212H133V213H134ZM138 212H139V211H138ZM145 212H146V211H145ZM152 212H151V214H154V218H151V220H152V219H157V218H155V217H157V215H159V214H155V213H152ZM167 212H166V214H167ZM179 212H180V210H179ZM188 212H187L186 215H184V216L187 217V214H189ZM194 212H195V211H194ZM214 212H215V211H214ZM5 213H6V212L3 213V211H2V213H1V211H0V214H1V215H2V214L5 215V217H6L7 214H5ZM7 213H8V212H7ZM11 213H10V214H11ZM14 213H15V212H14ZM28 213H29V212H28ZM44 213H45V212H44ZM73 213L76 214L75 211H74ZM77 213H78V212H77ZM82 213H83V212H82ZM86 213H87V212H86ZM91 213H92V212L90 211V215H89V217L91 216ZM93 213H94V212H93ZM93 213H92V214H93ZM95 213H97V212H95ZM121 213H122V212H121ZM127 213H129V212H127ZM135 213H136V212H135ZM158 213H159V212H158ZM163 213H164V212H163ZM184 213H185V212H183V214H184ZM200 213H202V212H199V214H200ZM204 213H205V212H204ZM208 213H209V212H208ZM217 213H218V212H217ZM219 213H220V212H219ZM223 213H224V212H223ZM231 213H232V212H231ZM256 213H257V212H256ZM16 214H18V213L16 212ZM22 214H23V213H22ZM33 214H34V213H33ZM35 214H36V213H35ZM41 214H42V213H41ZM55 214H56V213H54L53 215H55ZM58 214H60L59 216L57 215V216H58V219H59L60 216H61V212L58 213ZM64 214H65V213H64ZM75 214H74V215H75ZM79 214H80V213H79ZM79 214H78V215H79ZM115 214L119 215V213H115ZM142 214H143V211H142ZM144 214H147V213H144ZM191 214H193V213H191ZM206 214H207V211H206ZM211 214L213 215V213H211ZM214 214H215V213H214ZM241 214H242V213H241ZM244 214H245V213H244ZM11 215H12V214H11ZM30 215H32V212H31ZM37 215H38V214H37ZM37 215H35V216L37 217ZM43 215H44V214H43ZM46 215H47V214H46ZM50 215H52V214H50ZM65 215H66V214H65ZM72 215H73V214H72ZM81 215H82V214H80V216H81ZM93 215H94V214H93ZM93 215H92V216H93ZM97 215H98V214H97ZM100 215H103V214H100ZM105 215H106V214H105ZM127 215H128V214H127ZM131 215H132V214H131ZM133 215H134V214H133ZM139 215H141V214H139ZM155 215H156V216H155ZM175 215H174V217H173L172 215H171V216H172L173 218L176 219ZM196 215H197V214H196ZM200 215H201V214H200ZM215 215H216V214H215ZM255 215H256V214H255ZM12 216H13V215H12ZM19 216H20V213H19ZM25 216H29V215H26V214H25ZM25 216H22V218H23V217L26 218ZM57 216H53V217H57ZM62 216H64V215H62ZM62 216H61V217H62ZM67 216H68V215H67ZM69 216H70V215H69ZM107 216H108V219H109V218H110V217H109V214H108ZM107 216H106V217H107ZM112 216H114V215H112ZM120 216H122V215H120ZM135 216H136V215H135ZM137 216H138V215H137ZM143 216H144V215H143ZM143 216H142V217H143ZM163 216H164V215H163ZM163 216H162V217H163ZM167 216H168V215H167ZM181 216H182V215H181ZM197 216H198V215H197ZM204 216H205V215H204ZM216 216H218V215H216ZM257 216H258V215H257ZM5 217H3L4 220L7 219V218H5ZM38 217H39V216H38ZM41 217H42V216H41ZM41 217H39V218H41ZM78 217H79V216H78ZM84 217H85V216H84ZM87 217H88V216H87ZM87 217H86V218H87ZM94 217H96V216L94 215ZM94 217H92V218H94ZM101 217H102V216H101ZM115 217H116V216H115ZM117 217H119V216H117ZM124 217H125V216H124ZM130 217H131V216H130ZM130 217H129V218H130ZM145 217H146V216H144L143 219H145ZM150 217H151V216H150ZM150 217H149V218H150ZM172 217H171V218H172ZM188 217H189V216H188ZM191 217L193 218L194 215L191 216ZM206 217H207V216H206ZM210 217H211V216H210ZM210 217H208V220L210 219ZM214 217H215V216H214ZM233 217H234V216H233ZM1 218H2V216H1ZM8 218H9V217H8ZM22 218L20 217L19 219H22ZM28 218H29V217H28ZM46 218H47V217H46ZM48 218H49V217H48ZM66 218H67V217H66ZM66 218H65V219H66ZM69 218H70V217H69ZM75 218H76V217H75ZM75 218H74V219H75ZM80 218L82 219V217H80ZM90 218H91V217H90ZM97 218H98V217H97ZM99 218H100V217H99ZM119 218H120V217H119ZM122 218H123V217H122ZM122 218H121V219H122ZM129 218H127V219H129ZM131 218H132V217H131ZM134 218H135V217H134ZM136 218H137V217H136ZM138 218H140V217H138ZM178 218H180V217H178ZM178 218H177V219H178ZM184 218H185V217H184ZM196 218H197V217L195 216V219H196ZM215 218H216V217H215ZM220 218H221V216L219 217V219H220ZM259 218H260V217H259ZM259 218H258V219H259ZM9 219H11V216H10ZM13 219H14V217H13ZM16 219H18V218H15V220H16ZM19 219L16 221V223H14L15 220H13V221H14V222H13V223H14L13 227L16 228V225H17V228H18V225H19L18 222L20 221ZM36 219H37V218H36ZM55 219H57V218H55ZM60 219H61V218H60ZM62 219H64V217H63ZM62 219H61V220H62ZM74 219H73V220H74ZM77 219H78V218H77ZM77 219H75V220H77ZM87 219H88V218H87ZM106 219H107V218H106ZM108 219H107V220H108ZM121 219H119V220H117V221H121ZM127 219L123 218L122 221H123V220H126V223H127ZM143 219H142V220H143ZM167 219H170V217H169V218L167 217ZM195 219H194V222H193L194 224H195ZM203 219H204V218H203ZM203 219H202V220H203ZM224 219H225V218H224ZM230 219H231V218H230ZM262 219H263V218H262ZM0 220H1V219H0ZM30 220H35V219H30ZM48 220H50V219H48ZM48 220H47V221H48ZM51 220H53V219H51ZM67 220H68V218H67ZM67 220H66V221H67ZM94 220L96 221L97 219L95 218ZM98 220H99V219H98ZM101 220L103 221V218H101ZM104 220H105V219H104ZM129 220H130V219H129ZM134 220H135V219H134ZM139 220H140V219H139ZM142 220H141V221H142ZM146 220H147V219H146ZM146 220H145V222H146ZM157 220H161V219L158 218ZM157 220H155V221H156V224H158V223H157ZM162 220H163V219H162ZM192 220H193V219H192ZM199 220H201V219H199ZM199 220H198V221H199ZM204 220H205V219H204ZM210 220H212V219H210ZM210 220L207 221V222H210ZM216 220H217V219H216ZM222 220H223V217H222ZM222 220L220 219V222H221ZM235 220H237V219H235ZM239 220H240V219H239ZM7 221H11V220H8V219H7ZM24 221H25V219H23V222H24ZM35 221H36V220H35ZM44 221H45V220H44ZM44 221H43V222H44ZM56 221H57V220H56ZM66 221H65V223H66ZM88 221H89V220H88ZM90 221H93V219L90 220ZM95 221H94V222H95ZM105 221H106V220H105ZM122 221H121V222H122ZM131 221H132V219H131ZM136 221H138V220H136ZM149 221H150V220H149ZM155 221H152V222H155ZM168 221H170V220H167V221H165V222L167 223ZM179 221H180V220L178 219V222L175 221V223H178V225H179ZM181 221H182V220H181ZM183 221H184V219H183ZM187 221H188V220H185V222H183L184 224L182 223L180 226L185 225V227H186V226H187L186 224H188V223H186ZM190 221H191V218H190ZM190 221H189V222H190ZM198 221H196V222H198ZM231 221H232V220H231ZM233 221H234V220H233ZM233 221H232V222H233ZM256 221H257V220H256ZM3 222H5V223H2V225H3V224L5 225V224H6V221H3ZM23 222L20 223V224H22V226H19V231H17V233H16L17 228H16V230H15V229L12 227L11 230H9V229L6 228L5 226H3V227H5L6 230H7V229L9 230V231H7V234H6V230L2 227V225H0V227H2V228H0V264H86V263H84V262H87L88 264H102L101 261H102V257H103L104 254H102V256H101V255L99 254V251L101 252L103 249H99V251L97 252V249H92V248H90V247H89V242H88V241H89V240H88L89 238H88V239H87L86 237L83 238V239L86 240V243H88V244H87L88 247L85 246L86 243H85V245L82 246V247H83V248H90V250H91L92 252H91L90 250H88V253H87L86 250H85V251H84V250L82 251V250L80 249L81 251L79 250V251H80L79 254H76V252H77L78 249L80 248V247H79L78 249H76V252L73 250L75 253L72 251V252H71L72 254H71L69 250L73 249V247H71V246H73V244H71V243H74V242H71L70 240L67 241V240H68V239H71V238H73V237H72L71 235H70V236L64 235V236H67V238H68V237H71V238L66 239V241L62 239L63 241H65V243H64V242H61V240H60V242L63 243V244L65 245V247H64L63 244H58V248H59V246H60V248H61V249L63 248V249H62V252H60L61 250H59V252H58L59 254H56L57 252H53V251H55L54 249H53V251H52V245H54V244L50 245L51 250H48L47 248H44V249H43L44 246L42 247L43 244L41 245V243L44 242V241L46 240V238H45L44 241L41 240V238H42L41 232H38L40 229L37 231V229L34 228L35 230H33V225H31V228H32V230H33L34 233L31 231V234H30L29 231L31 230V228H30V230L28 231L29 233H28V232L26 233V231H27L28 229H26V231H25V230H23V228H24V227L27 228V227H28V224H27V226H24V227H23V225H24ZM39 222H40V221H39ZM43 222H42V223H43ZM53 222H54V221H53ZM57 222H59V220H58ZM57 222H56V224H58ZM61 222H62V221H61ZM61 222H60V223H61ZM67 222H68V221H67ZM72 222H73V221L71 220L70 223H72ZM80 222H83V221H80ZM94 222H93V223H94ZM98 222H100V221H98ZM103 222H104V221H103ZM106 222H107V221H106ZM115 222H116V221H115ZM134 222H135V221H134ZM171 222H174V221L171 220ZM200 222H201V221H200ZM200 222H199V223H200ZM226 222H227V221H226ZM228 222H230V221H228ZM232 222H231V223H232ZM258 222H259V221H258ZM9 223H10V222H9ZM32 223H33V222H32ZM34 223H36V222H34ZM50 223H51V222H50ZM60 223H59V224H60ZM68 223H69V222H68ZM68 223H67V224H68ZM76 223H77V222L75 221V224H76ZM85 223H86V222H85ZM93 223H91V224H93ZM101 223H102V222H101ZM118 223H119V222H118ZM126 223H125V221H124V224H126ZM150 223H151V222H150ZM150 223H149V224H150ZM160 223H161V222H160ZM193 223H190L191 226H192ZM199 223H198V224H199ZM203 223H205V224L207 225L206 222H201V224H203ZM210 223H211V222H210ZM214 223H215V221H214ZM214 223H213V224H210V225L213 226ZM217 223H218V222H216V224H217ZM222 223H223V222H222ZM222 223H220V224H222ZM235 223L238 224V222H235ZM7 224H8V222H7ZM7 224H6V226L9 227V226L12 224V222H11L10 225H7ZM15 224H16V225H15ZM36 224H37V223H36ZM36 224H35V225H36ZM45 224H46V223H45ZM53 224H54V223H53ZM53 224H52V225H53ZM67 224H66V225H67ZM78 224H80V223H78ZM82 224H84V223H82ZM97 224H98V223H97ZM104 224H105V223H104ZM104 224H103V226H105ZM107 224H109V223H107ZM122 224H123V222H122ZM124 224H123V227L127 226V225L124 226ZM131 224H134V223L132 222V223L128 224V226L131 225ZM135 224H136V223H135ZM140 224H141V223H140ZM143 224H144V223H143ZM149 224H148V225H149ZM153 224H155V223H153ZM162 224H163V223H162ZM168 224L170 225V222H168ZM194 224H193V225H194ZM198 224H197V225H198ZM205 224H204V225H205ZM216 224H215V225H216ZM226 224H227V223H226ZM229 224H230V223H229ZM242 224H243V223H242ZM257 224H258V223H257ZM25 225H26V222H25ZM41 225H42V224H41ZM54 225H55V224H54ZM63 225H64V224H63ZM66 225H65V227H66ZM69 225H70V224H69ZM76 225H77V224H76ZM76 225H75V226H76ZM87 225H88V224H87ZM98 225H99V224H98ZM101 225H102V224H101ZM101 225H100V226H101ZM150 225H151V224H150ZM160 225H161V224H160ZM172 225H173V224H172ZM172 225H171V226H172ZM175 225H176V224H175ZM175 225H174V226H175ZM178 225H176V226L178 227ZM188 225H189V224H188ZM197 225L195 224V226H197ZM206 225H205V226H206ZM210 225H209V226H210ZM217 225H218V224H217ZM231 225L233 226V224H231ZM231 225H230V226H231ZM235 225H236V224H234V226H235ZM238 225H239V224H238ZM29 226H30V225H29ZM37 226H38V225H37ZM49 226H50V225H49ZM57 226H58V225H57ZM92 226H93V225H92ZM110 226H111V225H110ZM118 226H120V225H118ZM118 226H117V227H118ZM128 226H127V227H128ZM131 226H132V225H131ZM135 226H137V225H135ZM135 226H134V228H136ZM143 226H144V225H143ZM154 226H155V225H154ZM157 226H158V225H157ZM167 226H168V225H167ZM167 226H166V227H167ZM189 226H190V225H189ZM189 226H188V227H189ZM200 226H201V225H200ZM202 226H203V225H202ZM202 226H201V227H202ZM209 226H208V227H209ZM223 226H225V223H224ZM223 226H222V227H223ZM227 226H228V224H227ZM242 226H243V225H242ZM39 227H40V226H39ZM55 227H56V226H55ZM55 227H54V228H55ZM60 227L62 228L61 225H60ZM63 227H64V226H63ZM67 227H68V226H67ZM71 227L74 229V226L71 225V226H70V229H71ZM78 227H79V226H78ZM78 227L76 226V228H78ZM89 227H90V226H89ZM89 227H88V228H89ZM97 227H98V226H97ZM101 227H102V226H101ZM117 227H116V229H117ZM121 227H122V226H121ZM127 227H125V228H127ZM132 227H133V226H132ZM137 227H138V226H137ZM144 227H146V226H144ZM158 227H159V226H158ZM188 227H186V228L188 229ZM206 227H207V226H206ZM208 227H207V228H208ZM236 227H237V226H236ZM20 228H22V229H20ZM25 228H24V229H25ZM43 228H44V227H43ZM46 228H47V227H46ZM52 228H53V226H52ZM54 228H53V230H54ZM56 228H57V227H56ZM81 228H82V227H81ZM83 228H84V225H83ZM83 228H82V229H83ZM86 228H87V227H86ZM90 228H91V227H90ZM94 228H96V227H94ZM128 228H129V230H130V227H128ZM128 228H127V229H128ZM142 228H143V227H142ZM151 228H152V227H151ZM169 228H170V227H169ZM193 228H195V227H192V229H193ZM196 228H197V227H196ZM198 228H199V227H198ZM198 228H197V231H200ZM207 228H205V229L208 231L209 229H207ZM210 228H211V226H210ZM218 228H219V227H218ZM223 228H224V227H223ZM223 228H222V230H223ZM228 228H229V227H228ZM241 228H242V227H241ZM255 228H256V227H255ZM259 228H260V227H259ZM13 229H14L15 231H14ZM44 229H45V228H44ZM44 229H43V230H44ZM47 229H48V228H47ZM70 229L67 228V233H66V234H68V233H69V234H72L73 230L71 229V231H72V232H71ZM79 229H80V228H79ZM97 229L99 230V227H98ZM97 229H96V230H97ZM105 229H107V228H105ZM127 229H126V231H128ZM140 229H141V228H138V231H140ZM144 229L146 230V228H144ZM147 229H149V228H147ZM156 229H157V228H156ZM177 229H178V228H177ZM180 229H181V228H180ZM190 229H191V228H190ZM212 229L215 230V228H212ZM229 229H230V228H229ZM21 230H22V232L25 231L26 234H25V233H22ZM50 230H52V229H50ZM53 230H52V231H53ZM61 230H62V229H61ZM61 230H60V231H61ZM68 230H69V232H68ZM85 230H86V229H85ZM85 230H84V231H85ZM96 230H95V232H97ZM108 230H110V229L108 228ZM113 230H114V229H113ZM124 230H125V229H124ZM164 230H165V229H164ZM170 230H171V229H170ZM173 230H174V229H173ZM182 230H184V229H182ZM182 230H181V231H182ZM193 230H194V229H193ZM193 230H192V231H193ZM195 230H196V229H195ZM206 230H205V234H206V236H207ZM214 230H213V231H214ZM260 230H261V229H260ZM262 230H263V228H262ZM10 231H12V232H10ZM36 231H37V232H36ZM45 231H46V230H45ZM54 231H55V230H54ZM56 231H57V230H56ZM58 231H59V230H58ZM60 231H59V232H60ZM75 231H77V230L75 229ZM79 231H80V230H79ZM81 231H82V230H81ZM84 231H82V232H84ZM86 231H87V230H86ZM92 231H93V230H92ZM100 231H101V230H100ZM103 231H104V230H103ZM116 231H117V230H116ZM119 231H120V229H119ZM130 231H131V230H130ZM132 231H134V230H132ZM142 231H143V230H142ZM165 231H166V230H165ZM234 231H235V230H234ZM241 231H242V230H241ZM263 231H264V230H263ZM263 231H262V232H263ZM9 232H10V233H9ZM20 232H21V233H20ZM46 232H48V230H47ZM65 232H66V231H65ZM77 232H78V231H77ZM77 232H76V233H77ZM82 232H80V233H82ZM95 232H94V233H95ZM109 232H110V231H109ZM140 232H141V231H140ZM147 232H148V230L146 231V233H147ZM182 232H183V231H182ZM216 232H217V231H216ZM237 232H238V231H237ZM243 232L245 233L246 231L244 230ZM243 232H242V233H243ZM247 232H249V231H247ZM258 232H259V231H258ZM4 233H5L6 235H8V236H5ZM18 233H20V235H19ZM48 233L50 234V231H49ZM55 233H56V232H54V234L52 233V235H55ZM61 233H62V232H61ZM61 233H58L59 236L61 235ZM73 233H75V232H73ZM76 233H75V234H76ZM86 233H87V232H86ZM86 233L84 232L83 234L86 235ZM91 233H92V232H91ZM94 233H93V234H94ZM101 233H102V232H100V234H99V232H98V235H101ZM104 233H105V232H104ZM114 233H115V232H114ZM120 233H121V232H120ZM126 233H127V232H126ZM131 233H132V232H131ZM134 233H136V232H134ZM143 233H144V232H143ZM157 233H158V232H157ZM187 233H189V232L187 231ZM199 233H200V232H199ZM202 233H203V232H202ZM223 233H225V232H223ZM223 233H222V235H223ZM226 233L228 234L227 231H226ZM231 233H232V232H231ZM244 233H243V234H244ZM256 233H257V230H256ZM22 234H24V235H26V236H24V235L21 236ZM27 234H28V235H27ZM42 234L45 235V234L43 233V231H42ZM46 234H47V233H46ZM49 234H47V235L49 236ZM58 234H57L56 236H58ZM63 234H64V233H63ZM83 234H81V235H83ZM87 234H88V233H87ZM93 234H92V235H93ZM107 234H108V233H107ZM107 234H105V235H107ZM151 234H152V233H151ZM180 234H181V233H180ZM183 234H184V232H183ZM190 234H191V235H192V234H195V232H194V233L191 232ZM190 234H189L188 236H190ZM196 234H198V233L196 232ZM205 234L203 233V235H205ZM227 234H226V235H227ZM237 234H238V233H237ZM249 234H250V233H249ZM249 234H248V238H249ZM18 235L21 236V237H19ZM29 235H30V236H29ZM52 235H51V237H53ZM79 235H80V234H79ZM88 235H89V234H88ZM92 235H90V236H92ZM133 235H134V234H133ZM136 235H137V236H135V235H134V236H135V237H138V234H137V233H136ZM142 235H144V234H142ZM142 235H141V237H142ZM146 235H148V234H145V236H146ZM152 235H153V234H152ZM185 235H186V233H185ZM185 235H184V236H185ZM228 235H229V234H228ZM228 235H227V236H228ZM231 235H232V234H231ZM239 235H240V234H239ZM250 235H251V234H250ZM252 235H254V234H253V231H252ZM252 235H251V236H252ZM259 235H261L260 232H259ZM59 236H58V237H59ZM74 236H75V235H74ZM76 236H77V235H76ZM93 236H94V235H93ZM102 236H104V234H103ZM117 236H118V235H117ZM129 236H130V235H129ZM196 236H198V235H195V238H196ZM224 236H225V234H224ZM241 236H242V234H241ZM244 236H245V235H244ZM251 236H250V237H251ZM255 236H256V235H255ZM255 236H254V237H255ZM22 237H26V239H23ZM29 237H30V238H29ZM45 237H46V235H45ZM51 237H50V238H51ZM60 237H62V235H61ZM88 237H89V236H88ZM105 237H106V236H105ZM105 237H102V238H105ZM126 237H127V236H126ZM126 237H125V238H126ZM201 237H202V236H201ZM207 237H208V236H207ZM230 237H231V236H230ZM233 237L236 238L235 236H233ZM233 237H232V238H233ZM63 238H66V237H63ZM74 238H75V237H74ZM100 238H101V237H100ZM108 238H109V236H108ZM108 238H107V240H108ZM111 238H112V237H111ZM144 238H145V237H144ZM165 238H166V237H165ZM168 238H169V237H168ZM189 238H190V237H189ZM191 238H192V237H191ZM197 238H198V237H197ZM197 238H196V239H197ZM209 238H210V237H209ZM209 238H208V239H209ZM224 238H225V237H224ZM255 238H259V237H255ZM263 238H264V237H261V236H260L259 239L264 240ZM53 239H54V238H52V240H53ZM55 239L57 240L56 237H55ZM60 239H61V238H60ZM117 239H118V238H117ZM119 239H120V238H119ZM146 239H147V238H146ZM150 239H151V238H150ZM156 239H157V238H156ZM161 239H162V238H161ZM206 239H207V238H206ZM208 239H207V241H208ZM216 239H217V238H216ZM244 239H246V238H244ZM253 239H254V238H253ZM47 240H48V239H47ZM49 240H50V239H49ZM49 240H48V241H49ZM56 240H55V244H56ZM58 240H59V239H58ZM71 240L73 241V239H71ZM76 240H78V239H75V243L77 242ZM80 240L82 241V239H80ZM97 240H98V239H97ZM140 240H141V239H140ZM140 240H139V241H140ZM143 240H144V239H143ZM158 240H159V239H158ZM163 240H164V239H163ZM165 240H166V239H165ZM170 240H171V239H170ZM185 240H186V239H185ZM202 240H203V239H202ZM217 240H218V239H217ZM221 240H222V238H221ZM232 240H234V239H232ZM235 240H237V239H235ZM235 240H234V242H236ZM247 240H248V239H247ZM249 240H251V238H250ZM256 240H257V239H256ZM48 241H47V242H48ZM50 241H51V240H50ZM50 241H49V242H50ZM91 241H92V240L90 239V242H91ZM114 241H115V240H114ZM114 241H113V242H114ZM122 241H124V240H122ZM125 241H126V240H125ZM154 241H155V240H154ZM156 241H157V240H156ZM160 241H161V240H160ZM191 241H192V240H191ZM200 241H201V240H200ZM210 241H211V240H210ZM239 241H241V239H240ZM239 241L237 242L238 245H239V243H240ZM242 241H243V240H242ZM257 241H258V240H257ZM47 242H46V243H47ZM51 242H53V241H51ZM67 242L70 243L69 245H70L71 249H68L69 245H68V247L66 246V245L68 244ZM126 242H127V241H126ZM142 242H143V241H142ZM175 242H176V241H175ZM220 242H222V241H220ZM245 242H248V241H245ZM249 242H251V241H249ZM253 242H254V240H253ZM259 242H260V240H259ZM263 242H264V241H263ZM57 243H58V241H57ZM66 243H67V244H66ZM78 243H79V242H77V244H78ZM83 243H84V242H83ZM83 243H82V245H83ZM96 243H97V242H96ZM96 243H95V244H96ZM98 243H99V242H98ZM98 243H97V244H98ZM134 243H136V242H134ZM149 243H150V241H149ZM160 243H163V242H160ZM203 243H204V242H203ZM209 243H210V242H209ZM226 243H228V240H227ZM251 243H252V242H251ZM99 244H100V243H99ZM102 244L105 245L106 243L104 242V243H102ZM102 244H101V245H102ZM110 244H111V243H110ZM131 244H133V243H131ZM140 244H141V243H140ZM144 244H146V243H144ZM152 244H153V243H152ZM155 244H156V243H155ZM168 244H169V243H168ZM186 244H187V243H186ZM186 244H185V245H186ZM232 244H233V243H231V245H232ZM241 244H242V243H241ZM244 244H245V243H244ZM247 244H248V243H246V244L243 245V246L245 247ZM48 245H49L48 243L45 244V247H46V246L48 247ZM61 245H62V246H61ZM75 245H76V244H75ZM78 245H79V244H78ZM80 245H81V244H80ZM80 245H79V246H80ZM92 245H93V244H92ZM92 245H91V247H92ZM153 245H154V244H153ZM153 245H152V246H153ZM161 245H162V244H161ZM182 245H183V244H182ZM189 245H190V244H189ZM192 245H193V244H192ZM206 245H207V244H206ZM222 245H223V243H222ZM228 245H229V243H228ZM250 245H251V244H250ZM262 245H264V244H262ZM54 246L56 247L57 245H54ZM94 246H95V245H94ZM102 246H103V245H102ZM102 246H101V247H96V248H103ZM107 246H108V245H107ZM171 246H172V245H171ZM233 246L235 247L236 244H235V245L233 244ZM240 246H241V245H239V248H240ZM243 246H242V248H243ZM251 246H252V245H251ZM40 247H42V251L40 250V249H41ZM55 247H54V248H55ZM66 247H67V248H66ZM70 247H69V248H70ZM76 247H77V246H76ZM115 247H116V246H115ZM141 247H143V244H142ZM153 247H154V246H153ZM153 247H152V249L155 248V247H154V248H153ZM156 247H157V246H156ZM162 247H163V246H162ZM165 247H166V246H165ZM187 247H188V246H187ZM193 247H194V246H193ZM211 247H212V246H211ZM229 247H230V246H228V248H229ZM234 247H233V248H234ZM248 247H249V246L247 245V248H248ZM261 247L263 248V246H261ZM19 248H20V249H19ZM50 248H49V249H50ZM58 248L56 247V249H58ZM60 248H59V249H60ZM64 248L68 249V250L65 249L66 251H68L67 253L65 252ZM83 248H82V249H83ZM93 248H94V247H93ZM134 248H135V247H134ZM138 248H139V246L137 247V249H138ZM167 248H168V247H167ZM169 248H171V247H169ZM169 248H168V249H169ZM212 248H213V247H212ZM216 248H219V246L216 247ZM224 248H225V247H224ZM247 248H245V249H247ZM251 248L254 249L255 247H251ZM258 248H259V247H258ZM258 248H257V249H258ZM31 249H32V252H31ZM37 249H38V250H37ZM108 249H109V248H108ZM121 249H122V248H121ZM149 249H150V248H149ZM162 249H163V248H162ZM209 249H211V248H209ZM226 249H227V248H226ZM248 249H249V248H248ZM248 249H247V250H248ZM257 249H256V250H257ZM33 250H37V252L35 251V253H37V255L32 254V253L34 252ZM95 250H96V251H95ZM106 250H107V249H106ZM126 250H127V249H126ZM140 250H141V249H140ZM156 250H157V249H156ZM158 250H159V249H158ZM160 250H161V249H160ZM160 250H159V251H160ZM163 250H164V249H163ZM173 250H174V249H173ZM228 250H229V249H228ZM236 250H238L237 247H236ZM247 250H245V251H247ZM250 250H251V249H250ZM258 250H259V249H258ZM262 250H263V249H262ZM38 251H39V252H38ZM56 251H57V250H56ZM93 251H94V253H93ZM133 251H134V250H133ZM171 251H172V250H171ZM180 251H181V250H180ZM233 251H234V250H233ZM238 251H239V250H238ZM240 251H241V250H240ZM240 251H239V252H240ZM254 251H255V250H254ZM260 251H261V250H260ZM81 252H83V253L86 252V253L88 254V256H90V257H88V256L85 255V254L82 255V257H81V256H72L73 254H74V255H75V254H76V255H80ZM95 252H97V253H95ZM110 252H111V251H110ZM118 252H119V251H117V253H118ZM147 252H148V251H147ZM178 252H179V251H178ZM178 252H177V253H178ZM182 252H183V251H182ZM194 252H195V251H194ZM213 252H214V251H213ZM225 252H226V251H225ZM225 252H224V253H225ZM235 252H236V251H235ZM243 252H244V251H243ZM252 252H253V251H251V254H250L251 256H252ZM25 253H26V255H27V253H29V255H30V253H31V254H32V255H31L32 257L30 258V256H29V258H27L26 255H24ZM101 253H103V251H102ZM105 253H106V252H105ZM123 253H124V252H123ZM145 253H146V252H145ZM161 253H164V252H161ZM165 253H166V252H165ZM167 253H168V252H167ZM169 253H170V251H169ZM173 253H174V252H173ZM175 253H176V252H175ZM180 253H181V252H180ZM230 253H231V252H228L229 255H230ZM236 253L238 254V252H236ZM236 253H235L234 255H236ZM89 254H90V255H89ZM95 254H96V255H95ZM108 254H109V253H108ZM140 254H141V252H140ZM170 254H172V253H170ZM182 254H184V253H182ZM186 254H187V253H186ZM186 254H185V255H186ZM242 254H243V253H242V251H241V255H242ZM244 254H246V253L244 252ZM247 254H248V252H247ZM260 254H262V252H261ZM23 255H24V258H27V260H26V259H25V260L22 259ZM34 255H35V256H34ZM91 255H92V256H91ZM99 255H100L101 257H100ZM113 255H114V254H113ZM125 255H127V254H125ZM130 255H134V254H130ZM144 255H145V254H144ZM150 255H151V254H150ZM178 255H179V253H178ZM180 255H181V254H180ZM180 255H179V256H180ZM185 255H184V256H185ZM202 255H203V253H202ZM231 255H232V254H231ZM248 255H249V254H248ZM255 255H256V254H255ZM263 255H264V254H263ZM85 256H87L90 260H87L88 258H85V259H84ZM97 256H99V257H97ZM104 256H107V255H104ZM110 256H111V255H110ZM110 256H109V257H110ZM137 256H139V255H137ZM145 256H146V255H145ZM162 256H163V255H162ZM164 256H166V255H164ZM175 256H177V255H175ZM175 256H174V258H175ZM191 256H192V254H191ZM205 256H206V255H204V257H205ZM221 256H222V255H221ZM244 256H245V255H244ZM246 256H247V255H246ZM91 257H93L94 260H95V259L98 260L97 258H99V260H101V261H100V262H99V260H98V261H93V260L91 259ZM111 257H112V256H111ZM111 257H110V258H111ZM118 257H119V256H118ZM140 257H141V256H140ZM167 257H168V255H167ZM186 257H187V256H186ZM189 257H190V256H189ZM193 257H194V256H193ZM208 257H209V255H208ZM208 257H206V258H208ZM261 257H262V256H261ZM103 258H104V257H103ZM107 258H108V257H107ZM113 258H114V257H112V259H113ZM115 258H117V257H115ZM115 258H114V259H115ZM124 258H125V257H124ZM127 258H128V257H127ZM137 258H138V257H137ZM161 258H162V257H161ZM161 258H160V259H161ZM187 258H188V257H187ZM190 258H191V257H190ZM196 258H197V257H196ZM210 258H211V257H210ZM222 258H223V257H222ZM222 258H221V259H222ZM230 258H231V257H230ZM238 258H239V257H238ZM243 258H244V257H243ZM243 258H242V259H243ZM249 258H250V256H249ZM249 258H248V259H249ZM256 258H257V257H256ZM263 258H264V257H263ZM28 259H31V260H28ZM134 259H135V258H134ZM141 259H142V257H141ZM145 259H147V258H145ZM149 259H150V258H149ZM149 259H148L147 261H149ZM172 259H173V258H172ZM183 259H184V258H183ZM221 259H220V260H221ZM234 259H235V258H234ZM242 259H241V260H242ZM260 259H262V258H260ZM260 259H259V260H260ZM83 260H84V262H83ZM105 260H106V258H105ZM174 260H175V259H174ZM188 260H190V259H188ZM243 260L246 262L245 258H244ZM254 260H255V259H254ZM254 260H253V262H254ZM109 261H110V260H109ZM117 261H118V260H117ZM117 261L115 260V263H116ZM128 261H129V260H128ZM138 261H139V260H138ZM140 261H141V260H140ZM163 261H164V260H163ZM176 261H177V260H176ZM185 261H187V260H185ZM191 261H192V260H191ZM194 261H195V260H194ZM197 261H198V260H197ZM197 261H196V262H197ZM200 261H202V260H200ZM211 261H212V260H211ZM224 261H225V260H224ZM231 261H232V259H231ZM255 261H256V260H255ZM261 261H263V260H261ZM129 262H130V261H129ZM144 262H145V261H144ZM179 262H181V261H179ZM227 262H228V261H227ZM263 262H264V261H263ZM106 263H107V262H106ZM111 263H114L113 260H112ZM111 263H108V264H111ZM115 263H114V264H115ZM117 263H118V262H117ZM127 263H128V262H127ZM130 263H131V262H130ZM132 263H133V262H132ZM134 263H135V260H134ZM134 263H133V264H134ZM140 263H141V262H140ZM164 263H165V262H164ZM173 263H174V262H173ZM204 263H205V262H204ZM204 263H203V264H204ZM224 263H225V262H224ZM239 263H240V262H239ZM249 263H251V260L249 261ZM118 264H119V263H118ZM141 264H142V263H141ZM152 264H153V263H152ZM161 264H162V263H161ZM189 264H190V263H189ZM191 264H193V263H191ZM200 264H202V263L200 262ZM221 264H222V263H221ZM232 264H233V263H232ZM242 264H244V263L242 262ZM254 264H255V263H254ZM258 264H260V263H258ZM261 264H262V263H261Z\"/></svg>",
  "mask_w": 264,
  "mask_h": 264
},
{
  "label": "trees",
  "instance_id": "obj_3",
  "mask_svg": "<svg viewBox=\"0 0 264 264\" xmlns=\"http://www.w3.org/2000/svg\"><path fill=\"white\" fill-rule=\"evenodd\" d=\"M149 94H150V93H149ZM176 100L179 102L180 106L182 107V109H183L184 111H188V110H189V103L187 102L186 99H184V98H182V97H179V98H177ZM169 103H170V102H169ZM191 106H192V110L197 111V110H198V106H199V98L196 99V100L192 103ZM210 108H211L212 110L215 109V107H214L211 103H210ZM262 123H264V115H263V121H262Z\"/></svg>",
  "mask_w": 264,
  "mask_h": 264
},
{
  "label": "built area",
  "instance_id": "obj_4",
  "mask_svg": "<svg viewBox=\"0 0 264 264\" xmlns=\"http://www.w3.org/2000/svg\"><path fill=\"white\" fill-rule=\"evenodd\" d=\"M252 114H253V119L260 121V122L263 121V116L260 113L253 111Z\"/></svg>",
  "mask_w": 264,
  "mask_h": 264
},
{
  "label": "water",
  "instance_id": "obj_5",
  "mask_svg": "<svg viewBox=\"0 0 264 264\" xmlns=\"http://www.w3.org/2000/svg\"><path fill=\"white\" fill-rule=\"evenodd\" d=\"M252 119H253V114L250 113V114H248V115L245 116L244 122L245 123H249Z\"/></svg>",
  "mask_w": 264,
  "mask_h": 264
}]
</instances>
